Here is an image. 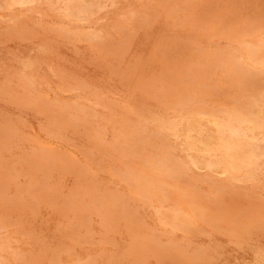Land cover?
<instances>
[{
  "label": "rangeland",
  "instance_id": "rangeland-1",
  "mask_svg": "<svg viewBox=\"0 0 264 264\" xmlns=\"http://www.w3.org/2000/svg\"><path fill=\"white\" fill-rule=\"evenodd\" d=\"M6 1L0 0V5H1L0 6V17H1L0 18V25H1L0 26V62H1L0 63V70H1L0 71V203H1L0 204V211H1L0 212V222H1L0 223V228H1L0 229V235H1V237H0V258H2L1 260H4V261L0 260V263L1 264H14V263L15 264H30V263L31 264H54L57 261V263H55V264H68L70 262L72 264H80V263H82V264H85V263L86 264H88V263L89 264H95V263L96 264H102V263L103 264H126V263L127 264H135V263L136 264H163V263L164 264H196V263L197 264H203V262H204V264H205V262L207 261L206 264H212V263L213 264H264V261H263L264 260V239H263L264 238V206H263L264 205V166H263L264 165V144H263L264 143V141H263L264 140V128L261 130L260 128H254L252 125H249L246 123H244L240 126L243 129H245V127H246L245 130L247 132V135L241 136V138H240V141L242 140L241 143L246 144V143L251 141V142L256 144V153H257L256 154V160L254 161L255 163L253 164L252 169H250V170L247 168H243V169H240L238 171L225 172L224 168L222 167L223 165L218 162L221 159H223L222 154H224L223 153L224 150L220 144L221 143V135H219L220 132H219V129H218L217 124H216V122L219 121L220 119L222 120V119L227 117V112L233 111L237 107H239L242 110L246 109V110L250 111L251 113L257 114L259 116L262 115V112H264L263 111V109H264L263 108L264 107L263 106L264 105V95H263L264 94V87H263V85L264 84L258 85V88H257V85H252V84L249 85V84H247V82H245V78H249V74L248 75L243 74V71L244 72L250 71L251 74H253L257 69L264 68L263 67L264 65L262 63L256 62L255 59L252 58L251 54H249L252 49L259 51L260 48H261L260 51L264 53V49H263L264 48V42H263L264 41V30H263V28H264V26H263L264 25V0H250V1L249 0H202V1L201 0H188V1L187 0H183V1H181V0H169V1L168 0H147V1L146 0H142V1H140V0H136V1L135 0H114V1L113 0H103V2H102V0H94L97 3L94 2L93 0H89V1L88 0H70V1L67 0L66 3H65V0H47V1L39 0V3H38V0H18V2H17V0H6ZM57 1H58V3H57ZM52 2L53 3L56 2L57 4L55 3V5H54V4H52ZM73 2L76 3L77 5L76 4L72 5V4H74ZM182 2L183 3L185 2V3L183 4ZM6 3H7V5H6ZM12 3H14L15 5H12ZM82 3H83V5H82ZM174 3H175V5H174ZM257 3H259V4H257ZM50 4H52V5H50ZM97 4H99L100 6ZM185 4H187V5H185ZM42 5H43V7H42ZM63 5H64V8H63ZM78 5H80V6H78ZM154 5H156L157 7L156 6L154 7ZM188 5H191V6L188 7ZM24 6H25V8H23ZM36 6H39V7H36ZM46 6H49V7H46ZM258 6H260V7H258ZM15 7H16V9H15ZM120 7H121V9H120ZM20 8H21V10H20ZM8 9H10L12 12ZM23 9H25V11ZM40 9L42 11H40ZM44 9H46V11ZM122 9L124 11H120ZM171 9H173V10H171ZM32 11H34V12H32ZM48 11H50L49 15H48ZM64 11H66V12H64ZM68 11H69V13H68ZM102 11H104V12H102ZM136 11H137V13H136ZM138 11H140V12H138ZM182 11H185V12L188 11V12L185 13ZM180 12H182V13H180ZM33 13L35 16L33 15ZM45 13H47V14H45ZM91 13H92V15H90ZM103 13H105V15ZM143 13H145V14H143ZM148 13H149V15H148ZM74 14H75V16H74ZM23 15H24V17H23ZM71 15L74 16L75 18H73ZM120 15H122V17H120ZM180 15H182V16H180ZM92 16L95 19H92ZM108 16L111 18L109 19ZM167 16H169V17H167ZM118 17H119V19H118ZM176 17H177V19H176ZM83 18H85V20ZM121 18L123 19V22H122ZM32 19H33V21H32ZM78 19H80V20H78ZM65 20H67V21L69 20V21L67 22ZM88 20H90V21H88ZM100 20H102V21H100ZM103 20L106 22H104ZM164 20H165V23H164ZM169 20H171V22H169ZM58 21H59V23H58ZM10 22H11V24H10ZM34 23H35V25H34ZM140 23H141V25H140ZM166 23H167V25H169V26L171 25V26L170 27L167 26ZM39 24H41V25H39ZM80 24H81V26H80ZM88 24L90 26H88ZM131 24L133 26H131ZM144 24H146V25H144ZM149 24H150V26H149ZM222 24H223V27H222ZM36 25H38V26H36ZM7 26H8V28H7ZM84 26H86V27H84ZM188 26H189V28H187ZM110 27H112V28H110ZM117 28H119V29H117ZM169 28H170V30H169ZM207 28H208V30H207ZM5 29H6V31H5ZM27 29H29V31H27ZM36 29H37V31H36ZM59 29H61V30H59ZM81 29H82V31H81ZM102 29L104 32H102ZM41 30H43V31H41ZM118 30H119V32H118ZM185 30H187V31H185ZM13 31H16V32H13ZM31 31H32V33H31ZM78 31H79L80 35H79ZM84 31H85V33H83ZM115 31L118 33H116ZM168 32H170V33H168ZM172 32H173V35L171 36ZM258 32H259V34H258ZM114 33H116V34H114ZM82 34H84V35H82ZM161 34H164V35H161ZM166 35H168V36H166ZM4 36L7 38V40ZM26 36L29 38H27ZM79 36H81V37L79 38ZM88 36L90 37L89 39H88ZM219 36H221V37H219ZM117 37H119V38H117ZM226 37H227V39H225ZM83 38H84V40H83ZM111 38L113 41L111 40ZM214 38H216V39H214ZM249 38L250 39L252 38V40H250ZM67 39H69V41ZM43 40H46V41H43ZM163 40H165V41H163ZM260 40H262V41H260ZM12 41H13V43H12ZM206 41H208V42H206ZM233 42H235V43H233ZM200 43H202V44H200ZM90 44H91V46H90ZM237 44L239 45L238 47H237ZM45 45H46V47H44ZM105 45H107V46H105ZM206 45H208V46H206ZM68 46H71V47H68ZM231 46H234V47H231ZM257 46L259 49L257 48ZM84 47H85V49H84ZM151 47H153V48H151ZM230 47H231V49H230ZM44 48H46V49H44ZM222 49H224V50H222ZM72 50L74 51L73 53H72ZM92 51H93V53H92ZM134 51H135V53H134ZM187 51L189 53H186ZM219 51L221 53H219ZM55 52L57 54H54ZM137 52H138V54H137ZM239 52H241V54ZM51 53H52V55H51ZM84 53H87V54H84ZM131 53H134L136 55H134V54L132 55ZM224 54H226V55H224ZM26 55H27V57H26ZM56 56L59 60L57 58H55ZM246 57H249V58H246ZM28 58H30V59H28ZM245 58H246V61L244 60ZM18 59H20V60H18ZM33 59H34V61H33ZM40 59H42V60H40ZM84 60H85V62H84ZM157 60H158V62H157ZM23 61H26L25 62L26 64L23 63ZM145 62H147V63H145ZM150 63H151V65H150ZM247 63L249 64V66ZM133 64H136L137 66L133 65ZM230 64H232V65H230ZM12 65H13V67H11ZM30 65H32V66H30ZM140 65H142L143 67ZM157 65H159V66H157ZM237 65H239V67ZM255 65L258 67H256ZM261 65H263V66H261ZM148 66H150V67H148ZM234 66H235V68H234ZM25 67H27V68H25ZM45 67H46V69L48 68V70H46ZM125 67L127 69L129 68V70H127ZM153 67H155V68L153 69ZM196 67H197V69H196ZM28 68H29V71H28ZM138 68H140V69L138 70ZM240 68H242L243 71ZM124 69H126V70H124ZM36 70H38V71H36ZM160 70L162 72H159ZM164 70H166V71H164ZM198 70H200V71H198ZM128 71H130V72H128ZM224 71H226V72H224ZM252 71H253V73H252ZM20 72H21V74H20ZM72 72L74 74H72ZM231 72H232V74H231ZM9 73H11L10 74L11 77H10ZM13 73H14V75H13ZM29 73H31L32 76H30ZM39 73L42 76H40ZM129 73H130V75H129ZM50 74H51V76H50ZM116 75H117V77H116ZM138 75L140 77H138ZM5 76L7 79L5 78ZM66 76H67V78H66ZM221 76H222V78H221ZM230 76L232 77V79ZM35 77H37V78H35ZM49 77L52 79V81ZM160 77H162V78H160ZM179 77H180V79H179ZM239 77L241 79H239ZM30 78H32V79H30ZM157 78H159V79H157ZM174 78H175V80H174ZM211 78H213V79H211ZM243 78H244V80H243ZM12 79H13V81H12ZM105 79H106V81H105ZM132 80L136 83H134V82L132 83ZM218 80H220V81H218ZM75 81H77V82L74 83ZM146 81H147V84H146ZM36 82H37V84H36ZM46 82L48 83V85ZM178 82H179V84H178ZM18 83H20L19 85L21 87L18 85ZM129 83H131V84H129ZM57 84H59L58 86L61 89L57 86ZM72 84H75V85L72 86ZM199 84H201V85H199ZM227 84L229 86H227ZM69 85H71V86L69 87ZM80 85H82V86H80ZM205 85L207 87H205ZM6 86H8L9 88ZM217 86H219V87H217ZM239 86H240V88H239ZM35 87H37V88H35ZM126 87H128V88L126 89ZM177 87H179L180 89ZM28 88H29V90H28ZM31 89H32V91H31ZM239 89L242 91H240ZM139 90L140 91L142 90V91L139 92ZM2 91H4V92H2ZM116 91H117V93H116ZM112 92L114 95L112 94ZM127 92H128V94H127ZM142 92H144V93H142ZM193 92H194V94H193ZM109 93H110V95H109ZM33 94H35V95H33ZM226 94H227V96H226ZM23 95H24V97H23ZM165 95H166V97H165ZM169 95L171 97L173 95V97L171 98ZM197 95H199V96H197ZM212 95L214 97L215 96L216 97L214 98ZM223 95H225V96H223ZM259 95H260V97H259ZM54 96H56V97H54ZM109 96H111V97H109ZM150 96H152L151 99H149ZM25 97H26V99H25ZM141 97L143 99H141ZM206 97H207V99H206ZM63 98H65V99H63ZM90 98H92V99H90ZM110 98H112V99H110ZM34 99H36V100H34ZM82 99H85L84 101L86 103ZM113 99H115V101H113ZM161 99H162V101H161ZM251 99H253V100H251ZM5 100H7V101H5ZM226 100H228V101H226ZM10 101H12V102H10ZM71 101H72V103H71ZM175 101H178V103ZM223 101H224V104L226 106L223 104ZM234 101H236L237 103ZM35 102L37 105L34 104ZM131 102H133V103L131 104ZM194 102H196V103H194ZM227 102H229V104ZM74 103H75V106H73ZM215 103H217V104H215ZM42 104H44V105H42ZM50 104L53 107H51ZM56 104H58V105H56ZM68 104H70V105H68ZM197 104H198V106H197ZM235 104H237L238 106L237 105L234 106ZM102 105H103L104 109L102 108ZM174 105H176V107ZM25 106L27 107L26 109H25ZM153 106H155V107L153 108ZM253 106H255V108ZM16 107L18 109H16ZM35 107H36V109H35ZM137 107H139V108H137ZM156 107H158V109ZM177 107H178V109H177ZM191 107H192V109H191ZM227 107H230V108H227ZM28 108H29V110H28ZM48 108H50V109H48ZM87 108H88V110H87ZM215 108H216V110H215ZM63 109H65V110H63ZM59 110H60V112H59ZM106 110H109V111H107L108 113H106ZM120 110H122V112ZM144 110H145V112H144ZM146 110H147V112H146ZM151 110H153L152 111L153 113L151 112ZM116 111H118V112H116ZM123 111H125V112H123ZM258 111H260V113ZM65 112H67V114ZM75 112H76V114H75ZM143 112L145 113L144 116H143V114H144ZM24 113H26V114H24ZM50 113L52 114L53 117L51 116ZM146 113H148V114H146ZM43 114H45V115H43ZM54 114L55 115L57 114V115L55 116ZM83 114H85V115H83ZM122 115H124V116H122ZM148 115H150V116H148ZM183 115L185 117H187V116L188 117L185 118ZM223 115H225L226 117H224ZM44 116H46L47 119ZM89 116H91L92 118ZM153 116L155 118H152ZM204 116H206V117H204ZM210 117H211V119H210ZM261 117L264 118V113ZM38 118H39V120H38ZM51 118H53V119H51ZM197 118H199V119H197ZM179 119L181 121H179ZM193 119H194V121H193ZM54 120H56V121H54ZM101 120H102V123H101ZM51 121H53V122H51ZM79 121L81 123H79ZM106 121L108 124L109 123L110 124L107 125ZM27 122H30L31 127L29 126V123H27ZM62 122L63 123L65 122V124H63ZM179 122H180V124H179ZM190 123L192 125H190ZM88 124H89V126H88ZM152 124H154V125L152 126ZM208 124H210V125L208 126ZM76 125H78V127ZM124 126H126V127H124ZM55 127H57V128H55ZM60 127H62L61 131H60ZM68 127H70V128L68 129ZM92 127H94L95 130ZM48 128L49 129L51 128V130H49ZM168 128H170V129H168ZM199 128H200V130H199ZM25 129H26V131H25ZM39 129H40V131H39ZM56 129L59 131H57ZM71 129L72 130L74 129V130L72 131ZM107 129L109 130V132ZM110 129H111V131H110ZM116 129H117V132H116ZM126 129H127L128 133L126 132ZM135 129H137L138 131ZM53 130L55 133H53ZM65 130H66V132H65ZM105 130L107 133L105 132ZM174 130H176V131H174ZM190 130H191V132H190ZM48 131H50V132H48ZM141 131L143 132V134ZM161 131H162V133H161ZM185 131H186V133H185ZM257 131H258V134H257ZM26 132L29 135L26 136ZM69 132H70V134H69ZM21 133H22V135H21ZM78 133H79V135H77ZM98 133H100V135ZM154 133H155V135H154ZM174 133H176V134H174ZM43 134H44V136H42ZM45 134H47V135H45ZM63 134H64V137H63ZM251 134H253V135H251ZM73 135H74V137H73ZM164 135H165V138H164ZM183 135H185V136H183ZM18 136L21 138H19ZM34 136H35V138H34ZM118 136H123V137L121 138ZM129 136H130V138H129ZM125 137H126V139H125ZM134 137L136 139H134ZM147 137H149V138H147ZM194 137L196 140L194 139ZM48 138H50V139H48ZM118 138H120V139H118ZM176 138H177V140H176ZM248 138H249V140H247ZM30 139H32V140H30ZM89 139H91V140H89ZM127 139H130V140L127 141ZM141 139H142V141H140ZM165 139H167V140H165ZM186 139H187V141H186ZM252 139H253V141H252ZM49 140H50V142H49ZM135 140H136V142H135ZM258 140H260V141H258ZM44 141L47 143V145ZM66 141L68 144L66 143ZM77 141H78V143H77ZM203 141L206 145L203 143ZM256 141H258V142H256ZM39 142H41V143H39ZM51 142H52V144H51ZM207 142H209V143H207ZM48 143H50V144L48 145ZM117 143H119V144H117ZM132 143H133V145H132ZM147 143H148V147H147ZM200 143L201 144L203 143V144L201 145ZM260 143L262 146L260 145ZM73 144H74V146H73ZM78 144L82 145V146H79ZM122 144H123V146H121ZM207 144L211 148H208ZM29 145L32 146L33 149ZM51 145H53V146H51ZM63 145H65V146H63ZM101 145H103V146H101ZM66 146L68 148H66ZM91 146H93V147H91ZM100 147H102L105 151L103 152V149H101ZM153 147H154V149H153ZM106 148L108 151L106 150ZM112 148H115V149L112 150ZM54 149H55V151H54ZM66 149H68V150H66ZM118 149L120 152L118 151ZM120 149L121 150L123 149V150L121 151ZM196 149H198V150H196ZM44 150H46V151H44ZM80 150L82 153H80ZM124 150H125V152H124ZM31 151H33V152L31 153ZM36 151H37L38 155L35 153ZM48 151H50V152H48ZM158 151L161 153H158ZM188 151H190V152H188ZM59 152H61L62 154ZM74 152H76V153H74ZM115 153H116V155H114ZM121 153H122V155L123 154L124 155L122 156ZM135 153H136V155H135ZM83 155H85V156H83ZM127 155H128V157H127ZM199 155L201 157H199ZM130 156L132 157V159ZM45 157H47V158H45ZM60 158H62V159H60ZM115 158L116 159L118 158L119 161H117L118 159L116 160ZM59 159H60V161H59ZM98 159H100V160H98ZM133 159H135V160H133ZM200 159L202 162L200 161ZM34 160H36V162ZM209 160L214 161V163H212V165H209ZM261 160H263V161H261ZM44 161H47V162H44ZM163 162H165L167 164V166H168L167 168H165L163 166V164H162ZM30 163H31V165H30ZM33 163L36 164V166ZM84 163H86V164H84ZM109 163L111 166L109 165ZM196 163H198V164H196ZM201 163H204V164H201ZM205 163L207 165H205ZM134 164H136V165H134ZM181 164H182V166H181ZM258 164H260V165H258ZM68 165H70V166H68ZM104 165H106V166L104 167ZM29 166L31 168H29ZM78 166H80V167H78ZM109 166L111 167V169L109 168ZM205 166H206V168H205ZM19 167H20V169H19ZM37 167H39V168H37ZM156 167H157V169H156ZM254 167H257V169ZM88 168L91 172L88 170ZM130 168H132V169H130ZM56 169H58V170H56ZM67 169H69V170H67ZM105 169H106V171H105ZM158 169H160V170H158ZM222 169H223V171H222ZM195 170H196V172H195ZM158 171L159 172L161 171L160 174ZM118 172H120V173H118ZM166 172H167V174H166ZM255 172H257V173H255ZM38 173H40V174H38ZM55 173H57V174H55ZM58 173H60L59 174L60 177H58ZM191 173H193V174H191ZM195 173H196V175H199V177L194 175ZM9 174L12 176H10ZM78 174H79V176H77ZM113 174L114 175L116 174V177ZM130 174H131V176H130ZM151 174H153L154 177ZM221 174H223V175H221ZM117 175H118V177H117ZM139 175L141 178L139 177ZM175 175H176V177H174ZM180 175H182V176H180ZM27 176H29V177H27ZM51 176H53V177H51ZM156 176H157V178H156ZM169 176L171 178H169ZM235 176H237V177H235ZM37 177L39 178V180ZM243 177H246V178H243ZM33 178H34V180H33ZM96 178L97 179L99 178L100 181H98ZM100 178H102V179H100ZM119 178L121 180H119ZM134 178H136V179H134ZM164 178L166 179V181L167 180L168 181L166 182ZM175 178H177V179H175ZM151 179H152V181H151ZM23 180H25V181H23ZM116 180H118V181H116ZM159 181H160V183H161V181H163V183H161L162 187H160L161 184L159 183ZM61 182H63V183H61ZM87 182H88V185H87ZM175 182H176V184H174ZM177 182L179 183V185ZM40 183H42L43 186ZM91 183H93V184H91ZM147 183H148V185H147ZM149 183H151V184L149 185ZM170 183L172 186L170 185ZM19 184L20 185L22 184V185L19 186ZM56 184H58V185H56ZM136 184H138L136 187H139L138 189L142 188L143 191H142V189H140V191H138V189L135 187ZM188 184H189V186H188ZM114 185H116L117 187ZM206 185H207V187H206ZM45 186H46V188L47 187L48 188L46 189ZM57 186H58V188H57ZM66 186H67V188H66ZM73 186L75 189L78 187L76 189L77 191L73 188ZM165 186H167V187H165ZM173 186H174V188H173ZM18 187H20V188H18ZM25 187H26V189H25ZM132 187L135 190L132 189ZM192 187H193V189H192ZM194 187H195V189H194ZM32 188H36V190H34ZM119 188H121V189H119ZM213 188H215V189H213ZM29 189L31 192L29 191ZM51 189H53V190H51ZM176 189H177V192L179 189L180 194H179V192L178 193L176 192ZM207 189H209V190L207 191ZM219 189H221V190H219ZM12 190H14V191L12 192ZM41 190H43V191L41 192ZM59 190H60V192H59ZM82 190L85 192H83ZM218 190H219V192H218ZM222 190H224V191H222ZM254 190H256V191H254ZM162 191H167V193L162 192ZM195 191H197L198 193L196 192V194H195ZM28 193H29V195H28ZM50 193H51V195H49ZM81 193H83V194H81ZM145 193H146V195H145ZM148 193L152 195V198ZM89 194H91V195H89ZM104 194L106 195V197L108 196L107 198L109 200L105 197ZM175 194H178V195H175ZM198 194H200L201 196ZM66 195H68V197ZM112 195L115 198H113ZM62 196H64V197H62ZM98 196H100V197H98ZM202 196H204V197H202ZM255 196H257V197H255ZM87 197H89V198L91 197V198L89 199ZM95 197L97 198V200ZM212 197H214V199ZM81 198H83V200ZM118 198H120V200ZM154 198H156V199H154ZM16 199L19 200L20 204L16 203V202H18V200H16ZM87 199H88V201H87ZM139 199H141V201ZM175 199H176V201H175ZM177 199H178V201H177ZM63 200H64V202H63ZM32 201H34V202H32ZM103 201H105V202L103 203ZM155 201L159 202V203H156ZM108 202L111 204V206L109 205ZM171 202H173V203H171ZM2 203L5 205H2ZM7 203H8V206H7ZM22 203L24 204V206ZM73 203H74V205H73ZM75 203H76V205H75ZM88 203H93V204H88ZM98 203H99V205H98ZM114 203H117V204L115 205ZM28 204H30V205H28ZM100 204H101V206H100ZM187 204H190V207ZM256 204H259V205H256ZM71 205L74 207V209ZM95 205L97 206L98 209L96 208ZM113 205H115V206H113ZM117 205H118V207H117ZM150 205H152L154 208ZM194 205H195V208H194ZM210 205H211V207H210ZM43 206L44 207L46 206V207L44 208ZM85 206H86L87 211H90V212H86V209L83 208ZM92 206H94V208ZM41 207L43 208V210ZM80 207H82V208L80 209ZM128 207H131V208L129 209ZM30 208H31V210H30ZM65 208H67V209H65ZM16 209H17V211H16ZM36 209H38V211ZM172 209L173 210L175 209V210L173 211ZM257 209H259V210H257ZM27 210H29V211H27ZM101 210H102V212H101ZM133 210L135 212H133ZM167 210H169V211H167ZM217 210H218V212H217ZM92 211H95L96 214L94 212L92 213ZM97 211H98V213H97ZM124 211H125V213H124ZM140 211L141 212L143 211L144 214L142 213V215H141ZM200 211H203V212H200ZM28 212H30V213H28ZM46 212H47V214H46ZM49 212H51V213H49ZM75 212L77 213L76 214L77 216L74 215ZM105 212L107 215L105 214ZM117 212H118V214H117ZM126 212H127V214H126ZM148 212H149V214H148ZM9 213H11V214H9ZM39 213L42 215L40 216ZM205 213H206V215H205ZM174 214L176 216H177V214H179V215L181 214L180 215L181 219L185 222H183L180 219V217L175 218L176 216ZM78 215H80V216H78ZM159 215H160V218H159ZM167 215H169V216H167ZM197 215H198V217H197ZM240 216H241V219H240ZM69 217H71V218H69ZM72 217H74V218H72ZM77 218H79L80 221ZM84 218L87 220V221L85 220L86 222H84ZM99 218H100V220H99ZM112 218H113V220H112ZM243 218H245V220ZM75 219H77L79 222H77V220H75ZM101 220H103V221H101ZM10 221H12L13 223ZM89 221H91V222H89ZM122 221H123V223H122ZM124 221H125V223H124ZM136 221H138V222L136 223ZM14 222L16 224L17 223L18 224L16 225ZM156 222L158 224H156ZM84 223L86 224V226H84L85 225ZM133 223H134V225H133ZM82 224H84V225H82ZM102 224H104V225H102ZM153 224H154V226H152ZM209 224L211 225V227ZM10 225H12V226L10 227ZM69 225H70V227H69ZM72 225H73V227L74 226L76 227V225H77V227L73 228ZM172 225L176 226V228L172 227ZM80 227H81V229H80ZM184 227H185V229H184ZM84 228H85V231H84ZM161 228H162V230H161ZM172 228H173V230H172ZM7 229H8V231H7ZM143 229H145V230H143ZM150 230H152V231H150ZM250 230H251V232H250ZM60 231H62V232H60ZM64 231L66 233H64ZM180 231H182V232H180ZM200 231L202 232V234L199 233ZM70 232L72 235L70 234ZM93 232L94 233L98 232V233H95V234H97V235H95ZM100 232L101 233L103 232V233L100 235ZM152 233H153V235H152ZM175 233H177V234H175ZM191 233L193 234V236H191L192 235ZM10 234L11 235L14 234L15 236H11ZM18 234L21 236H18ZM86 234H88V235L86 236ZM126 234H127V237H126ZM197 234L198 235L200 234V235L198 236ZM83 235L86 237L91 236L90 237L91 239L88 238V240H87V238L84 237ZM65 236H66V238H65ZM82 236L84 238H81ZM185 237H186V239H185ZM260 237H262V239H260ZM70 238L74 242H72L70 240ZM109 238H111V239L109 240ZM128 238H130V239H128ZM146 238H147V240H146ZM36 239H38V240H36ZM57 239H59V240H57ZM97 239H99V240H97ZM120 239H122V240L124 239L125 241L124 240L122 241ZM150 239L152 242L150 241ZM62 240H63V242H61ZM80 240H81V242H80ZM82 240H83V242H82ZM103 240H104L105 244H104ZM177 240H178V242H177ZM206 240H207V242H206ZM1 241H2V243H1ZM29 241H31L32 243ZM93 241H95V242H93ZM138 241H140V242H138ZM225 241L229 242V244L226 243ZM76 242H77V244H76ZM86 242H87V244H86ZM166 242L169 244H167ZM96 243H97V245H96ZM154 243H156V245L159 247H157ZM163 243H164V245H163ZM183 243H184V245H182ZM110 244L112 245V248H110L111 247ZM165 244L167 247L165 246ZM185 244H186V246H185ZM205 244L207 247L205 246ZM235 245H236V247H234ZM256 245H258V246H256ZM64 246H65V248H64ZM132 246L136 250H134V248H132ZM144 246H145V248H144ZM178 246H180V247H178ZM208 246H209V250H208ZM44 247H45V249H44ZM181 247H182V250H181ZM200 247H201V249H200ZM258 247H259V249H258ZM38 248H40V249H38ZM127 248H130V249H127ZM141 248H143V249H141ZM42 249H43V251H42ZM65 249H66V251H65ZM82 249H84V250L80 251ZM86 249H87V251H86ZM140 249H141V251H140ZM184 249H185V251H184ZM186 249H187V251H186ZM16 250H18V251H16ZM156 250H157V252H156ZM160 250H162V251H160ZM174 250L178 251V253L175 252ZM126 251H128L130 253H128ZM208 251H210V252H208ZM226 251L228 254L226 253ZM9 252H11V253H9ZM63 252H64V254H63ZM75 252H77V253H75ZM91 252H93V254ZM172 252H173V254H172ZM16 253H18V254H16ZM48 253H49V255H48ZM50 253L52 254L51 256H53V258L50 256ZM159 253H160V256H159ZM164 253H166V255ZM204 253H205V255H204ZM6 254L11 255V256H6ZM22 254H23V256H22ZM28 254H29V257H27ZM34 254H35V256H34ZM65 254H66V256H65ZM145 254H146V256H145ZM161 254H163L164 256ZM183 254L186 257L185 256L183 257ZM194 254H196V256ZM208 254H210V255H208ZM54 255L55 256L58 255V256L55 257ZM108 255H111V257ZM175 255H177L178 257H175ZM180 255H181V257H180ZM199 255H201V256H199ZM205 256H206V258H205ZM19 257H21V258H19ZM36 257H38L39 259ZM62 257H63V259H62ZM92 257H93V259H92ZM100 257H103V258H100ZM107 257H109V258H107ZM193 257H194V259H193ZM69 258H70V260H69ZM106 258L108 259L109 262L107 261ZM146 258H147V260H146ZM163 258H165V259H163ZM178 258H179V260H178ZM182 258H184V259H182ZM36 259H38V260H36ZM131 259H132V261H131ZM11 260H13V261H11ZM26 260H28V261H26ZM93 260L94 261L96 260L95 263ZM154 260H156V262H154ZM174 260L176 262H174ZM188 260L191 261L192 263L188 262ZM36 261H37V263H36ZM41 261H43V262H41ZM83 261H84V263H83ZM48 262H50V263H48Z\"/></svg>",
  "mask_w": 264,
  "mask_h": 264
},
{
  "label": "bare ground",
  "instance_id": "bare-ground-1",
  "mask_svg": "<svg viewBox=\"0 0 264 264\" xmlns=\"http://www.w3.org/2000/svg\"><path fill=\"white\" fill-rule=\"evenodd\" d=\"M6 1V0H5ZM45 1H47V0H45ZM66 1L67 0H65V3H66ZM70 1V0H69ZM89 1V0H88ZM94 1V0H93ZM92 1V2H93ZM114 1V0H113ZM136 1V0H135ZM140 1H142V0H140ZM147 1V0H146ZM169 1V0H168ZM181 1H183V0H181ZM188 1V0H187ZM202 1V0H201ZM250 1V0H249ZM7 2V1H6ZM12 2V1H11ZM17 2H18V0H17ZM33 2V1H32ZM37 2V1H36ZM35 2V3H36ZM94 2H96V1H94ZM101 2V1H100ZM102 2H103V0H102ZM125 2V1H124ZM21 3V2H20ZM19 3V4H20ZM34 3V2H33ZM38 3H39V0H38ZM56 3V2H55ZM55 3H53L52 2V4H54L55 5ZM57 3H58V1H57ZM56 3V4H57ZM64 3V2H63ZM62 3V4H63ZM74 3V2H73ZM91 3V2H90ZM97 3V2H96ZM95 3V4H96ZM183 3V2H182ZM185 3V2H184ZM183 3V4H184ZM192 3V2H191ZM195 3V2H194ZM198 3V2H197ZM248 3V2H247ZM52 4H50V5H52ZM76 3H74V4H72V5H75ZM86 4V3H85ZM154 4V3H153ZM152 4V5H153ZM250 4V3H249ZM257 4H259V3H257ZM256 4V5H257ZM5 5V4H4ZM6 5H7V3H6ZM9 5V4H8ZM12 5H15L14 3H12ZM25 5V4H24ZM30 5V4H29ZM33 5V4H32ZM35 5V4H34ZM71 5V4H70ZM71 5V6H72ZM77 5V4H76ZM82 5H83V3H82ZM87 5V4H86ZM97 5H99V4H97ZM107 5V4H106ZM111 5V4H110ZM128 5V4H127ZM131 5V4H130ZM139 5V4H138ZM166 5V4H165ZM174 5H175V3H174ZM185 5H187V4H185ZM1 6V5H0ZM10 6V5H9ZM26 6V5H25ZM25 6L23 7V8H25ZM31 6V5H30ZM78 6H80V5H78ZM89 6V5H88ZM92 6V5H91ZM96 6V5H95ZM100 6V5H99ZM104 6V5H103ZM151 6V5H150ZM156 5H154V7H155ZM189 6H191V5H188V7ZM196 6V5H195ZM255 6V5H254ZM5 7V6H4ZM3 7V8H4ZM36 7H39V6H36ZM41 7V6H40ZM42 7H43V5H42ZM46 7H49V6H46ZM51 7V6H50ZM59 7V6H58ZM82 7V6H81ZM157 7V6H156ZM258 7H260V6H258ZM14 8V7H13ZM32 8V7H31ZM34 8V7H33ZM62 8V7H61ZM63 8H64V5H63ZM62 8V9H63ZM85 8V7H84ZM102 8V7H101ZM110 8V7H109ZM133 8V7H132ZM143 8V7H142ZM163 8V7H162ZM165 8V7H164ZM186 8V7H185ZM192 8V7H191ZM190 8V9H191ZM15 9H16V7H15ZM47 9V8H46ZM46 9H44L45 11H46ZM50 9V8H49ZM76 9V8H75ZM89 9V8H88ZM93 9V8H92ZM99 9V8H98ZM105 9V8H104ZM103 9V10H104ZM120 9H121V7H120ZM126 9V8H125ZM148 9V8H147ZM182 9V8H181ZM5 10V9H4ZM3 10V11H4ZM8 10H10V9H8ZM20 10H21V8H20ZM19 10V11H20ZM24 11H25V9H23ZM36 10V9H35ZM65 10V9H64ZM69 10V9H68ZM130 10V9H129ZM144 10V9H143ZM171 10H173V9H171ZM184 10V9H183ZM187 10V9H186ZM189 10V9H188ZM11 11V10H10ZM9 11V12H10ZM40 11H42L41 9H40ZM53 11V10H52ZM51 11V12H52ZM111 11V10H110ZM120 11H124L123 9L122 10H120ZM163 11V10H162ZM252 11V10H251ZM6 12V11H5ZM12 12V11H11ZM18 12V11H17ZM28 12V11H27ZM32 12H34V11H32ZM38 12V11H37ZM44 12V11H43ZM42 12V13H43ZM49 12L50 11H48V15H49ZM64 12H66V11H64ZM63 12V13H64ZM88 12V11H87ZM92 12V11H91ZM99 12V11H98ZM102 12H104V11H102ZM108 12V11H107ZM138 12H140V11H138ZM143 12V11H142ZM145 12V11H144ZM182 12H185V11H182ZM182 12H180V13H182ZM186 12H188V11H186ZM185 12V13H186ZM22 13V12H21ZM55 13V12H54ZM68 13H69V11H68ZM77 13V12H76ZM89 13V12H88ZM112 13V12H111ZM119 13V12H118ZM136 13H137V11H136ZM161 13V12H160ZM193 13V12H192ZM191 13V14H192ZM256 13V12H255ZM19 14V13H18ZM23 14V13H22ZM31 14V13H30ZM45 14H47V13H45ZM51 14V13H50ZM62 14V13H61ZM72 14V13H71ZM96 14V13H95ZM104 15H105V13H103ZM126 14V13H125ZM134 14V13H133ZM143 14H145V13H143ZM163 14V13H162ZM6 15V14H5ZM12 15V14H11ZM10 15V16H11ZM33 15H34V13H33ZM41 15V14H40ZM60 15V14H59ZM65 15V14H64ZM67 15V14H66ZM89 15V14H88ZM90 15H92V13L90 14ZM128 15V14H127ZM148 15H149V13H148ZM184 15V14H183ZM15 16V15H14ZM32 16V15H31ZM35 16V15H34ZM42 16V15H41ZM72 16V15H71ZM74 16H75V14H74ZM74 16H72L73 18H75ZM119 16V15H118ZM165 16V15H164ZM177 16V15H176ZM180 16H182V15H180ZM13 17V16H12ZM23 17H24V15H23ZM45 17V16H44ZM50 17V16H49ZM71 17V18H72ZM90 17V16H89ZM101 17V16H100ZM109 17V16H108ZM107 17V18H108ZM120 17H122V15H120ZM167 17H169V16H167ZM173 17V16H172ZM175 17V16H174ZM179 17V16H178ZM193 17V16H192ZM253 17V16H252ZM262 17V16H261ZM1 18V17H0ZM11 18V17H10ZM19 18V17H18ZM28 18V17H27ZM30 18V17H29ZM39 18V17H38ZM41 18V17H40ZM46 18V17H45ZM55 18V17H54ZM60 18V17H59ZM70 18V19H71ZM98 18V17H97ZM111 17H109V19H110ZM125 18V17H124ZM134 18V17H133ZM138 18V17H137ZM163 18V17H162ZM185 18V17H184ZM31 19V18H30ZM34 19V18H33ZM33 19H32V21H33ZM48 19V18H47ZM62 19V18H61ZM67 19V18H66ZM69 19V20H70ZM81 19V18H80ZM80 19H78V20H80ZM84 20H85V18H83ZM88 19V18H87ZM92 19H95V18H93V16H92ZM118 19H119V17H118ZM122 19V18H121ZM128 19V18H127ZM151 19V18H150ZM165 19V18H164ZM176 19H177V17H176ZM13 20V19H12ZM16 20V19H15ZM50 20V19H49ZM54 20V19H53ZM56 20V19H55ZM68 20V21H69ZM82 20V19H81ZM172 20V19H171ZM171 20H169V22H171ZM255 20V19H254ZM29 21V20H28ZM61 21V20H60ZM65 21H67V20H65ZM67 21V22H68ZM88 21H90V20H88ZM100 21H102V20H100ZM104 21V20H103ZM127 21V20H126ZM129 21V20H128ZM152 21V20H151ZM161 21V20H160ZM167 21V20H166ZM249 21V20H248ZM256 21V20H255ZM7 22V21H6ZM35 22V21H34ZM47 22V21H46ZM74 22V21H73ZM72 22V23H73ZM98 22V21H97ZM104 22H106V21H104ZM117 22V21H116ZM122 22H123V19H122ZM130 22V21H129ZM158 22V21H157ZM162 22V21H161ZM179 22V21H178ZM177 22V23H178ZM250 22V21H249ZM32 23V22H31ZM36 23V22H35ZM35 23H34V25H35ZM54 23V22H53ZM58 23H59V21H58ZM61 23V22H60ZM88 23V22H87ZM126 23V22H125ZM134 23V22H133ZM137 23V22H136ZM153 23V22H152ZM164 23H165V20H164ZM185 23V22H184ZM247 23V22H246ZM5 24V23H4ZM9 24V23H8ZM10 24H11V22H10ZM14 24V23H13ZM38 24V23H37ZM44 24V23H43ZM83 24V23H82ZM100 24V23H99ZM175 24V23H174ZM238 24V23H237ZM249 24V23H248ZM254 24V23H253ZM28 25V24H27ZM39 25H41V24H39ZM74 25V24H73ZM86 25V24H85ZM112 25V24H111ZM140 25H141V23H140ZM144 25H146V24H144ZM166 25H167V23H166ZM242 25V24H241ZM256 25V24H255ZM263 25V24H262ZM1 26V25H0ZM33 26V25H32ZM36 26H38V25H36ZM35 26V27H36ZM46 26V25H45ZM48 26V25H47ZM79 26V25H78ZM77 26V27H78ZM80 26H81V24H80ZM79 26V27H80ZM88 26H90L89 24H88ZM101 26V25H100ZM99 26V27H100ZM115 26V25H114ZM118 26V25H117ZM122 26V25H121ZM131 26H133L132 24H131ZM149 26H150V24H149ZM167 26H169V25H167ZM166 26V27H167ZM171 26V25H170ZM169 26V27H170ZM183 26V25H182ZM204 26V25H203ZM215 26V25H214ZM264 26V25H263ZM10 27V26H9ZM40 27V26H39ZM71 27V26H70ZM74 27V26H73ZM84 27H86V26H84ZM92 27V26H91ZM105 27V26H104ZM130 27V26H129ZM146 27V26H145ZM222 27H223V24H222ZM229 27V26H228ZM243 27V26H242ZM253 27V26H252ZM7 28H8V26H7ZM11 28V27H10ZM34 28V27H33ZM48 28V27H47ZM110 28H112V27H110ZM136 28V27H135ZM173 28V27H172ZM184 28V27H183ZM182 28V29H183ZM187 28H189V26L187 27ZM230 28V27H229ZM256 28V27H255ZM260 28V27H259ZM39 29V28H38ZM41 29V28H40ZM46 29V28H45ZM44 29V30H45ZM68 29V28H67ZM108 29V28H107ZM117 29H119V28H117ZM137 29V28H136ZM181 29V30H182ZM14 30V29H13ZM48 30V29H47ZM46 30V31H47ZM50 30V29H49ZM58 30V29H57ZM59 30H61V29H59ZM87 30V29H86ZM91 30V29H90ZM110 30V29H109ZM143 30V29H142ZM168 30V29H167ZM166 30V31H167ZM169 30H170V28H169ZM176 30V29H175ZM174 30V31H175ZM206 30V29H205ZM207 30H208V28H207ZM216 30V29H215ZM263 30H264V28H263ZM5 31H6V29H5ZM26 31V30H25ZM27 31H29V29H27ZM36 31H37V29H36ZM41 31H43V30H41ZM64 31V30H63ZM72 31V30H71ZM81 31H82V29H81ZM95 31V30H94ZM93 31V32H94ZM185 31H187V30H185ZM222 31V30H221ZM8 32V31H7ZM13 32H16V31H13ZM66 32V31H65ZM102 32H104L103 31V29H102ZM114 32V31H113ZM116 32V31H115ZM118 32H119V30H118ZM118 32H116V33H118ZM124 32V31H123ZM163 32V31H162ZM176 32V31H175ZM181 32V31H180ZM209 32V31H208ZM253 32V31H252ZM262 32V31H261ZM31 33H32V31H31ZM60 33V32H59ZM78 33H79V31H78ZM83 33H85V31L83 32ZM111 33V32H110ZM116 33H114V34H116ZM164 33V32H163ZM168 33H170V32H168ZM179 33V32H178ZM214 33V32H213ZM229 33V32H228ZM49 34V33H48ZM76 34V33H75ZM96 34V33H95ZM102 34V33H101ZM106 34V33H105ZM104 34V35H105ZM113 34V33H112ZM111 34V35H112ZM258 34H259V32H258ZM10 35V34H9ZM17 35V34H16ZM67 35V34H66ZM79 35H80V33H79ZM82 35H84V34H82ZM88 35V34H87ZM99 35V34H98ZM124 35V34H123ZM157 35V34H156ZM161 35H164V34H161ZM169 35V34H168ZM168 35H166V36H168ZM173 35V32H172V34H171V36ZM178 35V34H177ZM181 35V34H180ZM186 35V34H185ZM184 35V36H185ZM191 35V34H190ZM228 35V34H227ZM250 35V34H249ZM8 36V35H7ZM40 36V35H39ZM38 36V37H39ZM47 36V35H46ZM49 36V35H48ZM69 36V35H68ZM92 36V35H91ZM118 36V35H117ZM158 36V35H157ZM176 36V35H175ZM5 37V36H4ZM20 37V36H19ZM27 37V36H26ZM42 37V36H41ZM59 37V36H58ZM63 37V36H62ZM81 36H79V38H80ZM94 37V36H93ZM101 37V36H100ZM103 37V36H102ZM116 37V36H115ZM121 37V36H120ZM148 37V36H147ZM163 37V36H162ZM198 37V36H197ZM201 37V36H200ZM204 37V36H203ZM219 37H221V36H219ZM6 38V37H5ZM16 38V37H15ZM14 38V39H15ZM22 38V37H21ZM27 38H29V37H27ZM50 38V37H49ZM54 38V37H53ZM61 38V37H60ZM68 38V37H67ZM90 37L88 36V39H89ZM107 38V37H106ZM117 38H119V37H117ZM154 38V37H153ZM180 38V37H179ZM182 38V37H181ZM186 38V37H185ZM189 38V37H188ZM206 38V37H205ZM217 38V37H216ZM216 38H214V39H216ZM224 38V37H223ZM236 38V37H235ZM248 38V37H247ZM18 39V38H17ZM38 39V38H37ZM46 39V38H45ZM64 39V38H63ZM87 39V40H88ZM94 39V38H93ZM130 39V38H129ZM133 39V38H132ZM167 39V38H166ZM171 39V38H170ZM207 39V38H206ZM213 39V40H214ZM225 39H227V37L225 38ZM243 39V38H242ZM246 39V38H245ZM250 39V38H249ZM6 40H7V38H6ZM20 40V39H19ZM48 40V39H47ZM68 41H69V39H67ZM81 40V39H80ZM83 40H84V38H83ZM111 40H112V38H111ZM174 40V39H173ZM250 40H252V38L250 39ZM255 40V39H254ZM3 41V40H2ZM11 41V40H10ZM9 41V42H10ZM39 41V40H38ZM43 41H46V40H43ZM42 41V42H43ZM55 41V40H54ZM106 41V40H105ZM104 41V42H105ZM113 41V40H112ZM163 41H165V40H163ZM171 41V40H170ZM205 41V40H204ZM216 41V40H215ZM220 41V40H219ZM260 41H262V40H260ZM40 42V41H39ZM60 42V41H59ZM71 42V41H70ZM74 42V41H73ZM85 42V41H84ZM89 42V41H88ZM96 42V41H95ZM108 42V41H107ZM129 42V41H128ZM206 42H208V41H206ZM205 42V43H206ZM232 42V41H231ZM250 42V41H249ZM264 42V41H263ZM12 43H13V41H12ZM38 43V42H37ZM46 43V42H45ZM62 43V42H61ZM66 43V42H65ZM83 43V42H82ZM101 43V42H100ZM157 43V42H156ZM166 43V42H165ZM193 43V42H192ZM217 43V42H216ZM226 43V42H225ZM233 43H235V42H233ZM237 43V42H236ZM243 43V42H242ZM261 43V42H260ZM35 44V43H34ZM55 44V43H54ZM57 44V43H56ZM75 44V43H74ZM99 44V43H98ZM102 44V43H101ZM150 44V43H149ZM155 44V43H154ZM188 44V43H187ZM190 44V43H189ZM195 44V43H194ZM200 44H202V43H200ZM232 44V43H231ZM244 44V43H243ZM62 45V44H61ZM73 45V44H72ZM83 45V44H82ZM104 45V44H103ZM171 45V44H170ZM252 45V44H251ZM250 45V46H251ZM37 46V45H36ZM35 46V47H36ZM40 46V45H39ZM84 46V45H83ZM89 46V45H88ZM90 46H91V44H90ZM105 46H107V45H105ZM156 46V45H155ZM177 46V45H176ZM206 46H208V45H206ZM235 46V45H234ZM234 46H231V47H234ZM239 45L237 44V47H238ZM253 46V45H252ZM44 47H46V45L44 46ZM68 47H71V46H68ZM86 47V46H85ZM85 47H84V49H85ZM95 47V46H94ZM100 47V46H99ZM150 47V46H149ZM213 47V46H212ZM231 47H230V49H231ZM254 47V46H253ZM261 47V46H260ZM151 48H153V47H151ZM200 48V47H199ZM225 48V47H224ZM242 48V47H241ZM257 48H258V46H257ZM44 49H46V48H44ZM70 49V48H69ZM68 49V50H69ZM74 49V48H73ZM78 49V48H77ZM90 49V48H89ZM88 49V50H89ZM94 49V48H93ZM226 49V48H225ZM236 49V48H235ZM248 49V48H247ZM246 49V50H247ZM259 49V48H258ZM261 49V48H260ZM260 49H259V51H257V50H251L250 51V53L249 54H251V56H252V58L253 59H255V61L256 62H258V63H262L263 65H264V53L263 52H261L260 51ZM264 49V48H263ZM12 50V49H11ZM55 50V49H54ZM71 50V49H70ZM75 50V49H74ZM87 50V51H88ZM197 50V49H196ZM209 50V49H208ZM222 50H224V49H222ZM241 50V49H240ZM243 50V49H242ZM245 50V49H244ZM190 51V50H189ZM235 51V50H234ZM237 51V50H236ZM248 51V50H247ZM11 52V51H10ZM9 52V53H10ZM31 52V51H30ZM33 52V51H32ZM39 52V51H38ZM37 52V53H38ZM50 52V51H49ZM59 52V51H58ZM74 51L72 50V53H73ZM85 52V51H84ZM91 52V51H90ZM141 52V51H140ZM226 52V51H225ZM233 52V51H232ZM238 52V51H237ZM236 52V53H237ZM245 52V51H244ZM41 53V52H40ZM82 53V52H81ZM92 53H93V51H92ZM134 53H135V51H134ZM134 53H131L132 55L134 54ZM147 53V52H146ZM145 53V54H146ZM186 53H189L188 51L186 52ZM194 53V52H193ZM216 53V52H215ZM219 53H221L220 51H219ZM240 54H241V52H239ZM248 53V52H247ZM19 54V53H18ZM26 54V53H25ZM44 54V53H43ZM54 54H57L56 52L54 53ZM61 54V53H60ZM76 54V53H75ZM80 54V53H79ZM84 54H87V53H84ZM130 54V53H129ZM137 54H138V52H137ZM140 54V53H139ZM238 54V53H237ZM239 54V55H240ZM246 54V53H245ZM7 55V54H6ZM28 55V54H27ZM27 55H26V57H27ZM30 55V54H29ZM48 55V54H47ZM51 55H52V53H51ZM134 55H136V54H134ZM144 55V54H143ZM196 55V54H195ZM224 55H226V54H224ZM31 56V55H30ZM45 56V55H44ZM55 56V55H54ZM82 56V55H81ZM88 56V55H87ZM197 56V55H196ZM16 57V56H15ZM36 57V56H35ZM86 57V56H85ZM84 57V58H85ZM134 57V56H133ZM132 57V58H133ZM142 57V56H141ZM145 57V56H144ZM241 57V56H240ZM14 58V57H13ZM18 58V57H17ZM41 58V57H40ZM44 58V57H43ZM47 58V57H46ZM53 58V57H52ZM55 58H57V56L55 57ZM83 58V59H84ZM189 58V57H188ZM214 58V57H213ZM242 58V57H241ZM246 58H249V57H246ZM246 58L244 59L245 61H246ZM28 59H30V58H28ZM32 59V58H31ZM58 59V58H57ZM130 59V58H129ZM136 59V58H135ZM157 59V58H156ZM211 59V58H210ZM251 59V58H250ZM249 59V60H250ZM18 60H20V59H18ZM17 60V61H18ZM26 60V59H25ZM40 60H42V59H40ZM59 60V59H58ZM86 60V59H85ZM85 60H84V62H85ZM178 60V59H177ZM194 60V59H193ZM204 60V59H203ZM242 60V59H241ZM248 60V59H247ZM29 61V60H28ZM33 61H34V59H33ZM57 61V60H56ZM138 61V60H137ZM141 61V60H140ZM145 61V60H144ZM226 61V60H225ZM228 61V60H227ZM244 61V62H245ZM252 61V60H251ZM254 61V62H255ZM22 62V61H21ZM20 62V63H21ZM26 61H23V63H25ZM32 62V61H31ZM30 62V63H31ZM126 62V61H125ZM148 62V61H147ZM147 62H145V63H147ZM152 62V61H151ZM157 62H158V60H157ZM215 62V61H214ZM233 62V61H232ZM248 62V61H247ZM253 62V61H252ZM1 63V62H0ZM29 63V62H28ZM47 63V62H46ZM87 63V62H86ZM128 63V62H127ZM134 63V62H133ZM176 63V62H175ZM230 63V62H229ZM249 63V62H248ZM247 63V64H248ZM12 64V63H11ZM26 64V63H25ZM51 64V63H50ZM88 64V63H87ZM130 64V63H129ZM185 64V63H184ZM8 65V64H7ZM6 65V66H7ZM29 65V64H28ZM55 65V64H54ZM132 65V64H131ZM133 65H136V64H133ZM144 65V64H143ZM150 65H151V63H150ZM155 65V64H154ZM190 65V64H189ZM205 65V64H204ZM228 65V64H227ZM230 65H232V64H230ZM234 65V64H233ZM263 65H261V66H263ZM25 66V65H24ZM30 66H32V65H30ZM36 66V65H35ZM56 66V65H55ZM137 66V65H136ZM140 66H142V65H140ZM156 66V65H155ZM157 66H159V65H157ZM199 66V65H198ZM208 66V65H207ZM213 66V65H212ZM238 67H239V65H237ZM248 66H249V64H248ZM252 66V65H251ZM256 66V65H255ZM2 67V66H1ZM11 67H13V65L11 66ZM143 67V66H142ZM148 67H150V66H148ZM161 67V66H160ZM195 67V66H194ZM218 67V66H217ZM221 67V66H220ZM228 67V66H227ZM242 67V66H241ZM256 67H258V66H256ZM264 67V66H263ZM25 68H27V67H25ZM39 68V67H38ZM126 68V67H125ZM147 68V67H146ZM152 68V67H151ZM155 67H153V69H154ZM187 68V67H186ZM199 68V67H198ZM230 68V67H229ZM234 68H235V66H234ZM237 68V67H236ZM249 68V67H248ZM13 69V68H12ZM40 69V68H39ZM45 69H46V67H45ZM44 69V70H45ZM53 69V68H52ZM60 69V68H59ZM62 69V68H61ZM127 69V68H126ZM126 69H124V70H126ZM134 69V68H133ZM136 69V68H135ZM140 68H138V70H139ZM158 69V68H157ZM196 69H197V67H196ZM206 69V68H205ZM221 69V68H220ZM241 70H242V68H240ZM244 69V68H243ZM250 69V68H249ZM33 70V69H32ZM46 70H48V68L46 69ZM127 70H129V68L127 69ZM143 70V69H142ZM224 70V69H223ZM245 70V69H244ZM251 70V69H250ZM1 71V70H0ZM16 71V70H15ZM14 71V72H15ZM28 71H29V68H28ZM36 71H38V70H36ZM102 71V70H101ZM104 71V70H103ZM135 71V70H134ZM154 71V70H153ZM164 71H166V70H164ZM198 71H200V70H198ZM237 71V70H236ZM243 71V70H242ZM241 71V72H242ZM6 72V71H5ZM48 72V71H47ZM54 72V71H53ZM60 72V71H59ZM64 72V71H63ZM128 72H130V71H128ZM137 72V71H136ZM135 72V73H136ZM156 72V71H155ZM159 72H162L161 70L159 71ZM207 72V71H206ZM215 72V71H214ZM224 72H226V71H224ZM23 73V72H22ZM34 73V72H33ZM36 73V72H35ZM138 73V72H137ZM140 73V72H139ZM182 73V72H181ZM191 73V72H190ZM252 73H253V71H252ZM11 73H9V75H10ZM19 74V73H18ZM20 74H21V72H20ZM30 74V76H32L31 75V73H29ZM46 74V73H45ZM60 74V73H59ZM72 74H74L73 72H72ZM104 74V73H103ZM106 74V73H105ZM133 74V73H132ZM161 74V73H160ZM207 74V73H206ZM209 74V73H208ZM226 74V73H225ZM231 74H232V72H231ZM237 74V73H236ZM243 74L244 75H248L249 74V78H245V82H247V84H252V85H257V88H258V85H263L264 84V68H261V69H257L253 74H251V72L250 71H247V72H244L243 71ZM13 75H14V73H13ZM24 75V74H23ZM39 75H40V73H39ZM44 75V74H43ZM76 75V74H75ZM129 75H130V73H129ZM144 75V74H143ZM189 75V74H188ZM202 75V74H201ZM212 75V74H211ZM239 75V74H238ZM8 76V75H7ZM22 76V75H21ZM35 76V75H34ZM38 76V75H37ZM40 76H42V75H40ZM47 76V75H46ZM50 76H51V74H50ZM60 76V75H59ZM149 76V75H148ZM165 76V75H164ZM184 76V75H183ZM196 76V75H195ZM243 76V75H242ZM10 77H11V75H10ZM62 77V76H61ZM78 77V76H77ZM81 77V76H80ZM112 77V76H111ZM110 77V78H111ZM116 77H117V75H116ZM136 77V76H135ZM138 77H140L139 75H138ZM153 77V76H152ZM155 77V76H154ZM181 77V76H180ZM180 77H179V79H180ZM209 77V76H208ZM214 77V76H213ZM226 77V76H225ZM231 77V76H230ZM244 77V76H243ZM5 78H6V76H5ZM27 78V77H26ZM35 78H37V77H35ZM44 78V77H43ZM50 78V77H49ZM66 78H67V76H66ZM65 78V79H66ZM131 78V77H130ZM160 78H162V77H160ZM173 78V77H172ZM217 78V77H216ZM221 78H222V76H221ZM2 79V78H1ZM7 79V78H6ZM21 79V78H20ZM30 79H32V78H30ZM51 79V78H50ZM113 79V78H112ZM135 79V78H134ZM157 79H159V78H157ZM170 79V78H169ZM189 79V78H188ZM196 79V78H195ZM194 79V80H195ZM211 79H213V78H211ZM231 79H232V77H231ZM239 79H241L240 77H239ZM17 80V79H16ZM25 80V79H24ZM49 80V79H48ZM62 80V79H61ZM70 80V79H69ZM114 80V79H113ZM117 80V79H116ZM136 80V79H135ZM141 80V79H140ZM139 80V81H140ZM174 80H175V78H174ZM190 80V79H189ZM199 80V79H198ZM224 80V79H223ZM243 80H244V78H243ZM12 81H13V79H12ZM41 81V80H40ZM50 81V80H49ZM51 81H52V79H51ZM57 81V80H56ZM60 81V80H59ZM74 81V80H73ZM105 81H106V79H105ZM111 81V80H110ZM109 81V82H110ZM127 81V80H126ZM130 81V80H129ZM149 81V80H148ZM153 81V80H152ZM179 81V80H178ZM187 81V80H186ZM196 81V80H195ZM216 81V80H215ZM218 81H220V80H218ZM239 81V80H238ZM21 82V81H20ZM42 82V81H41ZM72 82V81H71ZM77 81H75L74 83H76ZM80 82V81H79ZM86 82V81H85ZM104 82V81H103ZM134 81L132 80V83H133ZM141 82V81H140ZM191 82V81H190ZM232 82V81H231ZM242 82V81H241ZM17 83V82H16ZM47 83V82H46ZM89 83V82H88ZM101 83V82H100ZM113 83V82H112ZM118 83V82H117ZM127 83V82H126ZM134 83H136V82H134ZM185 83V82H184ZM208 83V82H207ZM8 84V83H7ZM13 84V83H12ZM20 83H18V85H19ZM29 84V83H28ZM34 84V83H33ZM36 84H37V82H36ZM45 84V83H44ZM63 84V83H62ZM90 84V83H89ZM129 84H131V83H129ZM146 84H147V81H146ZM151 84V83H150ZM149 84V85H150ZM178 84H179V82H178ZM192 84V83H191ZM220 84V83H219ZM224 84V83H223ZM2 85V84H1ZM6 85V84H5ZM23 85V84H22ZM26 85V84H25ZM47 85H48V83H47ZM59 84H57V86H58ZM73 85H75V84H72V86ZM78 85V84H77ZM145 85V84H144ZM161 85V84H160ZM181 85V84H180ZM199 85H201V84H199ZM3 86V85H2ZM17 86V85H16ZM20 86V85H19ZM28 86V85H27ZM42 86V85H41ZM56 86V87H57ZM71 85H69V87H70ZM79 86V85H78ZM80 86H82V85H80ZM140 86V85H139ZM138 86V87H139ZM173 86V85H172ZM177 86V85H176ZM197 86V85H196ZM195 86V87H196ZM213 86V85H212ZM227 86H229L228 84H227ZM236 86V85H235ZM243 86V85H242ZM6 87H8V86H6ZM21 87V86H20ZM31 87V86H30ZM38 87V86H37ZM37 87H35V88H37ZM55 87V88H56ZM59 87V86H58ZM75 87V86H74ZM120 87V86H119ZM134 87V86H133ZM148 87V86H147ZM157 87V86H156ZM205 87H207L206 85H205ZM217 87H219V86H217ZM263 87H264V85H263ZM9 88V87H8ZM7 88V89H8ZM11 88V87H10ZM27 88V87H26ZM44 88V87H43ZM47 88V87H46ZM60 88V87H59ZM81 88V87H80ZM92 88V87H91ZM94 88V87H93ZM125 88V87H124ZM128 87H126V89H127ZM161 88V87H160ZM177 88H179V87H177ZM198 88V87H197ZM200 88V87H199ZM214 88V87H213ZM239 88H240V86H239ZM254 88V87H253ZM252 88V89H253ZM260 88V87H259ZM6 89V90H7ZM14 89V88H13ZM23 89V88H22ZM57 89V88H56ZM61 89V88H60ZM59 89V90H60ZM77 89V88H76ZM122 89V88H121ZM134 89V88H133ZM138 89V88H137ZM146 89V88H145ZM150 89V88H149ZM156 89V88H155ZM166 89V88H165ZM180 89V88H179ZM187 89V88H186ZM215 89V88H214ZM251 89V90H252ZM11 90V89H10ZM28 90H29V88H28ZM43 90V89H42ZM58 90V91H59ZM65 90V89H64ZM100 90V89H99ZM131 90V89H130ZM147 90V89H146ZM152 90V89H151ZM188 90V89H187ZM190 90V89H189ZM222 90V89H221ZM240 90V89H239ZM248 90V89H247ZM9 91V90H8ZM13 91V90H12ZM31 91H32V89H31ZM41 91V90H40ZM62 91V90H61ZM70 91V90H69ZM81 91V90H80ZM105 91V90H104ZM107 91V90H106ZM114 91V90H113ZM122 91V90H121ZM142 91V90H141ZM140 90H139V92H141ZM203 91V90H202ZM219 91V90H218ZM224 91V90H223ZM237 91V90H236ZM240 91H242V90H240ZM249 91V90H248ZM255 91V90H254ZM2 92H4V91H2ZM19 92V91H18ZM27 92V91H26ZM35 92V91H34ZM91 92V91H90ZM89 92V93H90ZM93 92V91H92ZM147 92V91H146ZM145 92V93H146ZM153 92V91H152ZM159 92V91H158ZM170 92V91H169ZM199 92V91H198ZM209 92V91H208ZM213 92V91H212ZM211 92V93H212ZM217 92V91H216ZM23 93V92H22ZM28 93V92H27ZM36 93V92H35ZM43 93V92H42ZM51 93V92H50ZM49 93V94H50ZM62 93V92H61ZM95 93V92H94ZM99 93V92H98ZM102 93V92H101ZM116 93H117V91H116ZM142 93H144V92H142ZM192 93V92H191ZM227 93V92H226ZM230 93V92H229ZM247 93V92H246ZM15 94V93H14ZM72 94V93H71ZM75 94V93H74ZM84 94V93H83ZM88 94V93H87ZM112 94H113V92H112ZM127 94H128V92H127ZM126 94V95H127ZM147 94V93H146ZM155 94V93H154ZM193 94H194V92H193ZM198 94V93H197ZM259 94V93H258ZM7 95V94H6ZM17 95V94H16ZM33 95H35V94H33ZM32 95V96H33ZM48 95V94H47ZM93 95V94H92ZM109 95H110V93H109ZM114 95V94H113ZM141 95V94H140ZM150 95V94H149ZM160 95V94H159ZM177 95V94H176ZM215 95V94H214ZM220 95V94H219ZM230 95V94H229ZM238 95V94H237ZM264 95V94H263ZM51 96V95H50ZM62 96V95H61ZM60 96V97H61ZM90 96V95H89ZM124 96V95H123ZM137 96V95H136ZM146 96V95H145ZM148 96V95H147ZM161 96V95H160ZM170 96V95H169ZM185 96V95H184ZM195 96V95H194ZM197 96H199V95H197ZM206 96V95H205ZM213 96V95H212ZM223 96H225V95H223ZM226 96H227V94H226ZM3 97V96H2ZM19 97V96H18ZM23 97H24V95H23ZM28 97V96H27ZM36 97V96H35ZM52 97V96H51ZM54 97H56V96H54ZM109 97H111V96H109ZM151 97L152 96H150V98L149 99H151ZM165 97H166V95H165ZM171 97V96H170ZM172 97H173V95H172ZM171 97V98H172ZM210 97V96H209ZM214 97V96H213ZM216 97V96H215ZM214 97V98H215ZM259 97H260V95H259ZM6 98V97H5ZM12 98V97H11ZM33 98V97H32ZM95 98V97H94ZM105 98V97H104ZM124 98V97H123ZM148 98V97H147ZM146 98V99H147ZM155 98V97H154ZM181 98V97H180ZM184 98V97H183ZM222 98V97H221ZM25 99H26V97H25ZM46 99V98H45ZM52 99V98H51ZM59 99V98H58ZM63 99H65V98H63ZM90 99H92V98H90ZM96 99V98H95ZM110 99H112V98H110ZM125 99V98H124ZM128 99V98H127ZM141 99H143L142 97H141ZM178 99V98H177ZM185 99V98H184ZM206 99H207V97H206ZM213 99V98H212ZM231 99V98H230ZM237 99V98H236ZM3 100V99H2ZM16 100V99H15ZM34 100H36V99H34ZM53 100V99H52ZM69 100V99H68ZM67 100V101H68ZM71 100V99H70ZM83 101L85 100V99H82ZM131 100V99H130ZM160 100V99H159ZM165 100V99H164ZM167 100V99H166ZM246 100V99H245ZM251 100H253V99H251ZM5 101H7V100H5ZM4 101V102H5ZM9 101V100H8ZM17 101V100H16ZM40 101V100H39ZM42 101V100H41ZM66 101V100H65ZM113 101H115V99H113ZM156 101V100H155ZM161 101H162V99H161ZM170 101V100H169ZM191 101V100H190ZM226 101H228V100H226ZM232 101V100H231ZM248 101V100H247ZM10 102H12V101H10ZM56 102V101H55ZM82 102V101H81ZM85 102V101H84ZM108 102V101H107ZM130 102V101H129ZM134 102V101H133ZM133 102H131V104L133 103ZM137 102V101H136ZM140 102V101H139ZM175 102H177L178 103V101H175ZM187 102V101H186ZM234 102H236V101H234ZM17 103V102H16ZM15 103V104H16ZM71 103H72V101H71ZM86 103V102H85ZM90 103V102H89ZM94 103V102H93ZM109 103V102H108ZM116 103V102H115ZM127 103V102H126ZM142 103V102H141ZM164 103V102H163ZM194 103H196V102H194ZM199 103V102H198ZM214 103V102H213ZM228 104H229V102H227ZM232 103V102H231ZM237 103V102H236ZM250 103V102H249ZM30 104V103H29ZM34 104H36V102L34 103ZM55 104V103H54ZM102 104V103H101ZM215 104H217V103H215ZM214 104V105H215ZM223 104H224V101H223ZM4 105V104H3ZM9 105V104H8ZM22 105V104H21ZM37 105V104H36ZM42 105H44V104H42ZM56 105H58V104H56ZM68 105H70V104H68ZM88 105V104H87ZM96 105V104H95ZM123 105V104H122ZM127 105V104H126ZM137 105V104H136ZM142 105V104H141ZM156 105V104H155ZM185 105V104H184ZM225 105V104H224ZM237 104H235L234 106H236ZM243 105V104H242ZM28 106V105H27ZM40 106V105H39ZM50 106H51V104H50ZM65 106V105H64ZM73 106H75V103H74V105ZM79 106V105H78ZM99 106V105H98ZM115 106V105H114ZM143 106V105H142ZM149 106V105H148ZM158 106V105H157ZM160 106V105H159ZM169 106V105H168ZM172 106V105H171ZM175 107H176V105H174ZM181 106V105H180ZM197 106H198V104H197ZM226 106V105H225ZM238 106V105H237ZM264 106V105H263ZM21 107V106H20ZM24 107V106H23ZM30 107V106H29ZM51 107H53V106H51ZM56 107V106H55ZM58 107V106H57ZM85 107V106H84ZM111 107V106H110ZM136 107V106H135ZM140 107V106H139ZM139 107H137V108H139ZM155 106H153V108H154ZM164 107V106H163ZM183 107V106H182ZM186 107V106H185ZM210 107V106H209ZM231 107V106H230ZM230 107H227V108H230ZM254 108H255V106H253ZM258 107V106H257ZM260 107V106H259ZM5 108V107H4ZM27 107L25 106V109H26ZM60 108V107H59ZM70 108V107H69ZM73 108V107H72ZM79 108V107H78ZM101 108V107H100ZM102 108H103V105H102ZM113 108V107H112ZM119 108V107H118ZM142 108V107H141ZM146 108V107H145ZM157 109H158V107H156ZM235 108V107H234ZM264 108V107H263ZM16 109H18L17 107H16ZM35 109H36V107H35ZM39 109V108H38ZM46 109V108H45ZM48 109H50V108H48ZM55 109V108H54ZM75 109V108H74ZM97 109V108H96ZM104 109V108H103ZM109 109V108H108ZM121 109V108H120ZM123 109V108H122ZM172 109V108H171ZM177 109H178V107H177ZM186 109V108H185ZM191 109H192V107H191ZM222 109V108H221ZM225 109V108H224ZM28 110H29V108H28ZM31 110V109H30ZM47 110V109H46ZM58 110V109H57ZM63 110H65V109H63ZM69 110V109H68ZM87 110H88V108H87ZM127 110V109H126ZM170 110V109H169ZM187 110V109H186ZM215 110H216V108H215ZM231 110V109H230ZM256 110V109H255ZM259 110V109H258ZM55 111V110H54ZM79 111V110H78ZM77 111V112H78ZM101 111V110H100ZM107 111H109V110H106V113H108ZM121 112H122V110H120ZM153 110H151V112H152ZM160 111V110H159ZM163 111V110H162ZM183 111V110H182ZM181 111V112H182ZM189 111V110H188ZM208 111V110H207ZM262 111V110H261ZM263 111H264V109H263ZM34 112V111H33ZM59 112H60V110H59ZM80 112V111H79ZM88 112V111H87ZM116 112H118V111H116ZM123 112H125V111H123ZM129 112V111H128ZM144 112H145V110H144ZM143 112V113H144ZM146 112H147V110H146ZM158 112V111H157ZM156 112V113H157ZM170 112V111H169ZM190 112V111H189ZM259 113H260V111H258ZM66 114H67V112H65ZM69 113V112H68ZM90 113V112H89ZM94 113V112H93ZM92 113V114H93ZM153 113V112H152ZM166 113V112H165ZM180 113V112H179ZM196 113V112H195ZM204 113V112H203ZM218 113V112H217ZM220 113V112H219ZM263 113L264 112H262V115H263ZM19 114V113H18ZM24 114H26V113H24ZM38 114V113H37ZM51 114V113H50ZM61 114V113H60ZM63 114V113H62ZM73 114V113H72ZM75 114H76V112H75ZM74 114V115H75ZM80 114V113H79ZM126 114V113H125ZM129 114V113H128ZM141 114V113H140ZM146 114H148V113H146ZM162 114V113H161ZM193 114V113H192ZM222 114V113H221ZM30 115V114H29ZM43 115H45V114H43ZM42 115V116H43ZM55 115V114H54ZM57 115V114H56ZM55 115V116H56ZM81 115V114H80ZM83 115H85V114H83ZM87 115V114H86ZM95 115V114H94ZM133 115V114H132ZM145 115V113L143 114V116ZM166 115V114H165ZM164 115V116H165ZM173 115V114H172ZM180 115V114H179ZM262 115H257V114H254V113H251L250 111H248V110H246V109H244V110H242V109H240L239 107H237L235 110H233V111H230V112H227V117L225 116V115H223L224 117H226V118H224V119H220L219 121H217L216 122V124H217V127H218V129H219V132H220V134L219 135H221V146H222V148H223V153L224 154H222L223 155V159H221L220 161H218L219 163H221L222 165V167L224 168V171L225 172H232V171H238V170H240V169H243V168H247V169H252V166H253V164L255 163L254 161L256 160V144L255 143H253V142H248V143H246V144H242L241 143V141H240V138H241V136H244V135H247V132H246V127H245V129H243L242 127H240L242 124H244V123H246V124H249V125H252L254 128H260L261 130L264 128V118L263 117H261ZM50 116V115H49ZM51 116H52V114H51ZM60 116V115H59ZM67 116V115H66ZM73 116V115H72ZM78 116V115H77ZM100 116V115H99ZM110 116V115H109ZM122 116H124V115H122ZM128 116V115H127ZM135 116V115H134ZM147 116V115H146ZM148 116H150V115H148ZM178 116V115H177ZM184 116V115H183ZM46 119H47V117L46 116H44ZM53 117V116H52ZM58 117V116H57ZM62 117V116H61ZM89 117H91V116H89ZM130 117V116H129ZM171 117V116H170ZM182 117V116H181ZM185 117V116H184ZM188 117V116H187ZM187 117H185V118H187ZM200 117V116H199ZM202 117V116H201ZM204 117H206V116H204ZM212 117V116H211ZM211 117H210V119H211ZM50 118V117H49ZM69 118V117H68ZM71 118V117H70ZM77 118V117H76ZM92 118V117H91ZM90 118V119H91ZM107 118V117H106ZM115 118V117H114ZM119 118V117H118ZM135 118V117H134ZM152 118H155L154 116L152 117ZM179 118V117H178ZM45 119V120H46ZM51 119H53V118H51ZM61 119V118H60ZM142 119V118H141ZM167 119V118H166ZM197 119H199V118H197ZM202 119V118H201ZM218 119V118H217ZM36 120V119H35ZM38 120H39V118H38ZM67 120V119H66ZM88 120V119H87ZM106 120V119H105ZM134 120V119H133ZM196 120V119H195ZM206 120V119H205ZM41 121V120H40ZM39 121V122H40ZM44 121V120H43ZM48 121V120H47ZM54 121H56V120H54ZM61 121V120H60ZM63 121V120H62ZM76 121V120H75ZM78 121V120H77ZM97 121V120H96ZM115 121V120H114ZM171 121V120H170ZM179 121H181L180 119H179ZM183 121V120H182ZM193 121H194V119H193ZM50 122V121H49ZM51 122H53V121H51ZM58 122V121H57ZM72 122V121H71ZM90 122V121H89ZM88 122V123H89ZM92 122V121H91ZM105 122V121H104ZM117 122V121H116ZM160 122V121H159ZM174 122V121H173ZM187 122V121H186ZM185 122V123H186ZM27 123H29V126H30V122H27ZM63 123V122H62ZM67 123V122H66ZM73 123V122H72ZM79 123H81L80 121H79ZM101 123H102V120H101ZM106 123H107V121H106ZM114 123V122H113ZM118 123V122H117ZM121 123V122H120ZM128 123V122H127ZM215 123V122H214ZM63 124H65V122L63 123ZM62 124V125H63ZM76 124V123H75ZM95 124V123H94ZM110 124V123H109ZM108 123H107V125H109ZM112 124V123H111ZM165 124V123H164ZM175 124V123H174ZM179 124H180V122H179ZM178 124V125H179ZM194 124V123H193ZM213 124V123H212ZM40 125V124H39ZM43 125V124H42ZM84 125V124H83ZM93 125V124H92ZM96 125V124H95ZM127 125V124H126ZM154 124H152V126H153ZM190 125H192L191 123H190ZM200 125V124H199ZM210 124H208V126H209ZM214 125V124H213ZM23 126V125H22ZM64 126V125H63ZM70 126V125H69ZM77 127H78V125H76ZM88 126H89V124H88ZM91 126V125H90ZM94 126V125H93ZM98 126V125H97ZM103 126V125H102ZM117 126V125H116ZM119 126V125H118ZM151 126V127H152ZM186 126V125H185ZM189 126V125H188ZM246 126V125H245ZM24 127V126H23ZM31 127V126H30ZM48 127V126H47ZM66 127V126H65ZM72 127V126H71ZM100 127V126H99ZM124 127H126V126H124ZM252 127V128H253ZM38 128V127H37ZM43 128V127H42ZM55 128H57V127H55ZM61 128L62 127H60V131H61ZM67 128V127H66ZM70 127H68V129H69ZM76 128V127H75ZM83 128V127H82ZM92 128H94V127H92ZM108 128V127H107ZM159 128V127H158ZM19 129V128H18ZM23 129V128H22ZM46 129V128H45ZM49 129V128H48ZM59 129V128H58ZM100 129V128H99ZM105 129V128H104ZM156 129V128H155ZM165 129V128H164ZM168 129H170V128H168ZM181 129V128H180ZM187 129V128H186ZM192 129V128H191ZM217 129V128H216ZM42 130V129H41ZM49 130H51V128L49 129ZM57 130V129H56ZM72 130V129H71ZM70 130V131H71ZM74 130V129H73ZM72 130V131H73ZM79 130V129H78ZM82 130V129H81ZM94 130H95V128H94ZM108 130V129H107ZM135 130H137V129H135ZM196 130V129H195ZM199 130H200V128H199ZM22 131V130H21ZM25 131H26V129H25ZM31 131V130H30ZM39 131H40V129H39ZM43 131V130H42ZM41 131V132H42ZM57 131H59V130H57ZM71 131V132H72ZM84 131V130H83ZM110 131H111V129H110ZM113 131V130H112ZM138 131V130H137ZM165 131V130H164ZM169 131V130H168ZM174 131H176V130H174ZM19 132V131H18ZM23 132V131H22ZM37 132V131H36ZM47 132V131H46ZM48 132H50V131H48ZM65 132H66V130H65ZM81 132V131H80ZM105 132H106V130H105ZM108 132H109V130H108ZM116 132H117V129H116ZM119 132V131H118ZM121 132V131H120ZM126 132H127V129H126ZM142 132V131H141ZM151 132V131H150ZM160 132V131H159ZM166 132V131H165ZM172 132V131H171ZM181 132V131H180ZM190 132H191V130H190ZM200 132V131H199ZM214 132V131H213ZM251 132V131H250ZM53 133H55L54 132V130H53ZM85 133V132H84ZM88 133V132H87ZM92 133V132H91ZM107 133V132H106ZM114 133V132H113ZM128 133V132H127ZM161 133H162V131H161ZM179 133V132H178ZM185 133H186V131H185ZM208 133V132H207ZM260 133V132H259ZM69 134H70V132H69ZM75 134V133H74ZM86 134V133H85ZM84 134V135H85ZM99 135H100V133H98ZM142 134H143V132H142ZM170 134V133H169ZM174 134H176V133H174ZM257 134H258V131H257ZM262 134V133H261ZM21 135H22V133H21ZM24 135V134H23ZM27 135H29L27 132H26V136ZM34 135V134H33ZM41 135V134H40ZM45 135H47V134H45ZM72 135V134H71ZM77 135H79V133L77 134ZM106 135V134H105ZM118 135V134H117ZM120 135V134H119ZM122 135V134H121ZM154 135H155V133H154ZM158 135V134H157ZM161 135V134H160ZM166 135V134H165ZM165 135H164V138H165ZM251 135H253V134H251ZM255 135V134H254ZM42 136H44V134L42 135ZM67 136V135H66ZM81 136V135H80ZM96 136V135H95ZM103 136V135H102ZM114 136V135H113ZM131 136V135H130ZM130 136H129V138H130ZM138 136V135H137ZM175 136V135H174ZM183 136H185V135H183ZM189 136V135H188ZM187 136V137H188ZM218 136V135H217ZM19 137V136H18ZM25 137V136H24ZM58 137V136H57ZM63 137H64V134H63ZM73 137H74V135H73ZM77 137V136H76ZM89 137V136H88ZM92 137V136H91ZM109 137V136H108ZM118 137H123V136H118ZM132 137V136H131ZM155 137V136H154ZM163 137V136H162ZM173 137V136H172ZM197 137V136H196ZM19 138H21V137H19ZM28 138V137H27ZM26 138V139H27ZM34 138H35V136H34ZM40 138V137H39ZM51 138V137H50ZM50 138H48V139H50ZM68 138V137H67ZM72 138V137H71ZM79 138V137H78ZM133 138V137H132ZM139 138V137H138ZM147 138H149V137H147ZM42 139V138H41ZM44 139V138H43ZM54 139V138H53ZM63 139V138H62ZM74 139V138H73ZM80 139V138H79ZM82 139V138H81ZM94 139V138H93ZM109 139V138H108ZM118 139H120V138H118ZM125 139H126V137H125ZM134 139H136L135 137H134ZM145 139V138H144ZM151 139V138H150ZM159 139V138H158ZM169 139V138H168ZM173 139V138H172ZM182 139V138H181ZM194 139H195V137H194ZM30 140H32V139H30ZM29 140V141H30ZM35 140V139H34ZM60 140V139H59ZM68 140V139H67ZM87 140V139H86ZM89 140H91V139H89ZM102 140V139H101ZM107 140V139H106ZM122 140V139H121ZM130 139H127V141H129ZM157 140V139H156ZM165 140H167V139H165ZM176 140H177V138H176ZM185 140V139H184ZM183 140V141H184ZM193 140V139H192ZM196 140V139H195ZM194 140V141H195ZM217 140V139H216ZM247 140H249V138L247 139ZM28 141V140H27ZM53 141V140H52ZM62 141V140H61ZM60 141V142H61ZM98 141V140H97ZM140 141H142V139L140 140ZM175 141V140H174ZM181 141V140H180ZM182 141V142H183ZM186 141H187V139H186ZM200 141V140H199ZM207 141V140H206ZM252 141H253V139H252ZM258 141H260V140H258ZM258 141H256V142H258ZM264 141V140H263ZM262 141V142H263ZM34 142V141H33ZM45 142V141H44ZM49 142H50V140H49ZM72 142V141H71ZM70 142V143H71ZM124 142V141H123ZM135 142H136V140H135ZM153 142V141H152ZM173 142V141H172ZM196 142V141H195ZM38 143V142H37ZM39 143H41V142H39ZM46 143V142H45ZM63 143V142H62ZM66 143H67V141H66ZM75 143V142H74ZM77 143H78V141H77ZM88 143V142H87ZM94 143V142H93ZM108 143V142H107ZM114 143V142H113ZM122 143V142H121ZM142 143V142H141ZM140 143V144H141ZM184 143V142H183ZM187 143V142H186ZM191 143V142H190ZM194 143V142H193ZM203 143H204V141H203ZM202 143V144H203ZM207 143H209V142H207ZM216 143V142H215ZM29 144V143H28ZM50 143H48V145H49ZM51 144H52V142H51ZM59 144V143H58ZM68 144V143H67ZM66 144V145H67ZM81 144V143H80ZM110 144V143H109ZM117 144H119V143H117ZM129 144V143H128ZM143 144V143H142ZM153 144V143H152ZM164 144V143H163ZM192 144V143H191ZM190 144V145H191ZM196 144V143H195ZM201 144V143H200ZM201 144V145H202ZM205 144V143H204ZM211 144V143H210ZM264 144V143H263ZM46 145H47V143H46ZM79 145V144H78ZM84 145V144H83ZM90 145V144H89ZM88 145V146H89ZM94 145V144H93ZM112 145V144H111ZM131 145V144H130ZM132 145H133V143H132ZM186 145V144H185ZM206 145V144H205ZM218 145V144H217ZM260 145H261V143H260ZM30 146V145H29ZM51 146H53V145H51ZM63 146H65V145H63ZM73 146H74V144H73ZM79 146H82V145H79ZM86 146V145H85ZM101 146H103V145H101ZM106 146V145H105ZM121 146H123V144L121 145ZM125 146V145H124ZM165 146V145H164ZM183 146V145H182ZM189 146V145H188ZM207 146H208V144H207ZM219 146V145H218ZM220 146V147H221ZM262 146V145H261ZM260 146V147H261ZM31 148H32V146H30ZM29 147V148H30ZM61 147V146H60ZM76 147V146H75ZM91 147H93V146H91ZM99 147V146H98ZM109 147V146H108ZM146 147V146H145ZM147 147H148V143H147ZM151 147V146H150ZM166 147V146H165ZM164 147V148H165ZM175 147V146H174ZM181 147V146H180ZM200 147V146H199ZM213 147V146H212ZM216 147V146H215ZM28 148V149H29ZM66 148H68L67 146H66ZM73 148V147H72ZM78 148V147H77ZM82 148V147H81ZM95 148V147H94ZM101 149H103L102 147H100ZM156 148V147H155ZM179 148V147H178ZM177 148V149H178ZM182 148V147H181ZM191 148V147H190ZM206 148V147H205ZM208 148H211V147H209L208 146ZM207 148V149H208ZM217 148V147H216ZM33 149V148H32ZM96 149V148H95ZM113 149H115V148H112V150ZM125 149V148H124ZM148 149V148H147ZM153 149H154V147H153ZM152 149V150H153ZM187 149V148H186ZM57 150V149H56ZM60 150V149H59ZM66 150H68V149H66ZM86 150V149H85ZM98 150V149H97ZM106 150H107V148H106ZM121 150V149H120ZM123 150V149H122ZM121 150V151H122ZM138 150V149H137ZM170 150V149H169ZM184 150V149H183ZM188 150V149H187ZM191 150V149H190ZM195 150V149H194ZM193 150V151H194ZM196 150H198V149H196ZM200 150V149H199ZM220 150V149H219ZM258 150V149H257ZM42 151V150H41ZM44 151H46V150H44ZM52 151V150H51ZM54 151H55V149H54ZM70 151V150H69ZM105 150L103 149V152H104ZM108 151V150H107ZM110 151V150H109ZM118 151H119V149H118ZM130 151V150H129ZM139 151V150H138ZM208 151V150H207ZM33 151H31V153H32ZM48 152H50V151H48ZM79 152V151H78ZM85 152V151H84ZM96 152V151H95ZM120 152V151H119ZM124 152H125V150H124ZM127 152V151H126ZM148 152V151H147ZM183 152V151H182ZM185 152V151H184ZM188 152H190V151H188ZM200 152V151H199ZM198 152V153H199ZM213 152V151H212ZM36 154H37V151L35 152ZM56 153V152H55ZM59 153H61V152H59ZM74 153H76V152H74ZM80 153H82L81 152V150H80ZM90 153V152H89ZM88 153V154H89ZM94 153V152H93ZM123 153V152H122ZM122 153H121V155H122ZM129 153V152H128ZM137 153V152H136ZM136 153H135V155H136ZM158 153H161V152H159L158 151ZM179 153V152H178ZM214 153V152H213ZM222 153V152H221ZM259 153V152H258ZM261 153V152H260ZM53 154V153H52ZM62 154V153H61ZM91 154V153H90ZM109 154V153H108ZM148 154V153H147ZM201 154V153H200ZM208 154V153H207ZM38 155V154H37ZM36 155V156H37ZM49 155V154H48ZM60 155V154H59ZM87 155V154H86ZM94 155V154H93ZM100 155V154H99ZM114 155H116V153L114 154ZM120 155V156H121ZM124 155V154H123ZM122 155V156H123ZM130 155V154H129ZM146 155V154H145ZM162 155V154H161ZM185 155V154H184ZM204 155V154H203ZM211 155V154H210ZM44 156V155H43ZM57 156V155H56ZM69 156V155H68ZM67 156V157H68ZM83 156H85V155H83ZM82 156V157H83ZM110 156V155H109ZM188 156V155H187ZM186 156V157H187ZM209 156V155H208ZM28 157V156H27ZM35 157V156H34ZM59 157V156H58ZM75 157V156H74ZM102 157V156H101ZM105 157V156H104ZM113 157V156H112ZM127 157H128V155H127ZM131 157V156H130ZM141 157V156H140ZM144 157V156H143ZM170 157V156H169ZM184 157V156H183ZM199 157H201L200 155H199ZM212 157V156H211ZM214 157V156H213ZM45 158H47V157H45ZM73 158V157H72ZM78 158V157H77ZM80 158V157H79ZM108 158V157H107ZM215 158V157H214ZM28 159V158H27ZM32 159V158H31ZM42 159V158H41ZM60 159H62V158H60ZM60 159H59V161H60ZM106 159V158H105ZM109 159V158H108ZM116 159V158H115ZM118 159V158H117ZM116 159V160H117ZM131 159H132V157H131ZM137 159V158H136ZM43 160V159H42ZM47 160V159H46ZM69 160V159H68ZM80 160V159H79ZM93 160V159H92ZM98 160H100V159H98ZM111 160V159H110ZM133 160H135V159H133ZM199 160V159H198ZM213 160V159H212ZM215 160V159H214ZM35 162H36V160H34ZM89 161V160H88ZM107 161V160H106ZM117 161H119V159L117 160ZM116 161V162H117ZM139 161V160H138ZM191 161V160H190ZM200 161H201V159H200ZM261 161H263V160H261ZM44 162H47V161H44ZM64 162V161H63ZM62 162V163H63ZM91 162V161H90ZM100 162V161H99ZM105 162V161H104ZM166 162V161H165ZM165 162H163L162 164H163V166L165 167V168H167L168 166H167V162L165 163ZM175 162V161H174ZM180 162V161H179ZM178 162V163H179ZM195 162V161H194ZM197 162V161H196ZM202 162V161H201ZM205 162V161H204ZM216 162V161H215ZM20 163V162H19ZM18 163V164H19ZM50 163V162H49ZM106 163V162H105ZM113 163V162H112ZM111 163V164H112ZM132 163V162H131ZM150 163V162H149ZM159 163V162H158ZM170 163V162H169ZM177 163V164H178ZM181 163V162H180ZM179 163V164H180ZM212 163H214V161H211V160H209V165H212ZM263 163V162H262ZM23 164V163H22ZM34 164V163H33ZM55 164V163H54ZM73 164V163H72ZM81 164V163H80ZM84 164H86V163H84ZM108 164V163H107ZM106 164V165H107ZM122 164V163H121ZM133 164V163H132ZM142 164V163H141ZM175 164V163H174ZM178 164V165H179ZM193 164V163H192ZM196 164H198V163H196ZM201 164H204V163H201ZM261 164V163H260ZM260 164H258V165H260ZM27 165V164H26ZM30 165H31V163H30ZM35 166H36V164H34ZM76 165V164H75ZM78 165V164H77ZM102 165V164H101ZM106 165H104V167L106 166ZM109 165H110V163H109ZM134 165H136V164H134ZM138 165V164H137ZM144 165V164H143ZM149 165V164H148ZM151 165V164H150ZM171 165V164H170ZM194 165V164H193ZM205 165H207L206 163H205ZM262 165V164H261ZM20 166V165H19ZM45 166V165H44ZM53 166V165H52ZM63 166V165H62ZM67 166V165H66ZM68 166H70V165H68ZM111 166V165H110ZM109 166V168L111 169V167ZM156 166V165H155ZM181 166H182V164H181ZM204 166V165H203ZM218 166V165H217ZM255 166V165H254ZM264 166V165H263ZM25 167V166H24ZM41 167V166H40ZM50 167V166H49ZM48 167V168H49ZM78 167H80V166H78ZM98 167V166H97ZM131 167V166H130ZM192 167V166H191ZM190 167V168H191ZM199 167V166H198ZM208 167V166H207ZM18 168V167H17ZM23 168V167H22ZM29 168H31L30 166H29ZM37 168H39V167H37ZM42 168V167H41ZM61 168V167H60ZM85 168V167H84ZM101 168V167H100ZM115 168V167H114ZM126 168V167H125ZM139 168V167H138ZM143 168V167H142ZM161 168V167H160ZM171 168V167H170ZM175 168V167H174ZM193 168V167H192ZM205 168H206V166H205ZM220 168V167H219ZM254 168H256L257 169V167H254ZM19 169H20V167H19ZM25 169V168H24ZM70 169V168H69ZM69 169H67V170H69ZM76 169V168H75ZM98 169V168H97ZM130 169H132V168H130ZM145 169V168H144ZM156 169H157V167H156ZM262 169V168H261ZM36 170V169H35ZM42 170V169H41ZM44 170V169H43ZM52 170V169H51ZM55 170V169H54ZM56 170H58V169H56ZM65 170V169H64ZM66 170V171H67ZM79 170V169H78ZM88 170H89V168H88ZM116 170V169H115ZM127 170V169H126ZM151 170V169H150ZM158 170H160V169H158ZM193 170V169H192ZM32 171V170H31ZM53 171V170H52ZM81 171V170H80ZM90 171V170H89ZM105 171H106V169H105ZM140 171V170H139ZM177 171V170H176ZM189 171V170H188ZM194 171V170H193ZM198 171V170H197ZM201 171V170H200ZM214 171V170H213ZM218 171V170H217ZM222 171H223V169H222ZM247 171V170H246ZM261 171V170H260ZM37 172V171H36ZM82 172V171H81ZM80 172V173H81ZM91 172V171H90ZM95 172V171H94ZM112 172V171H111ZM115 172V171H114ZM113 172V173H114ZM121 172V171H120ZM120 172H118V173H120ZM134 172V171H133ZM159 172V171H158ZM161 172V171H160ZM160 172H159V174H160ZM170 172V171H169ZM195 172H196V170H195ZM215 172V171H214ZM67 173V172H66ZM65 173V174H66ZM77 173V172H76ZM108 173V172H107ZM122 173V172H121ZM148 173V172H147ZM152 173V172H151ZM163 173V172H162ZM200 173V172H199ZM205 173V172H204ZM216 173V172H215ZM243 173V172H242ZM255 173H257V172H255ZM7 174V173H6ZM29 174V173H28ZM33 174V173H32ZM38 174H40V173H38ZM47 174V173H46ZM55 174H57V173H55ZM59 174L60 173H58V177H60L59 176ZM100 174V173H99ZM112 174V173H111ZM150 174V173H149ZM166 174H167V172H166ZM172 174V173H171ZM191 174H193V173H191ZM235 174V173H234ZM262 174V173H261ZM10 175V174H9ZM26 175V174H25ZM101 175V174H100ZM103 175V174H102ZM106 175V174H105ZM114 175V174H113ZM122 175V174H121ZM151 175H153V174H151ZM194 175H196V173L194 174ZM203 175V174H202ZM216 175V174H215ZM221 175H223V174H221ZM229 175V174H228ZM233 175V174H232ZM236 175V174H235ZM247 175V174H246ZM10 176H12V175H10ZM35 176V175H34ZM56 176V175H55ZM63 176V175H62ZM77 176H79V174L77 175ZM92 176V175H91ZM99 176V175H98ZM108 176V175H107ZM115 177H116V174L114 175ZM130 176H131V174H130ZM165 176V175H164ZM178 176V175H177ZM180 176H182V175H180ZM196 176H198L199 177V175H196ZM195 176V177H196ZM226 176V175H225ZM234 176V175H233ZM27 177H29V176H27ZM51 177H53V176H51ZM64 177V176H63ZM76 177V176H75ZM101 177V176H100ZM117 177H118V175H117ZM133 177V176H132ZM138 177V176H137ZM139 177H140V175H139ZM145 177V176H144ZM153 177H154V175H153ZM166 177V176H165ZM174 177H176V175L174 176ZM187 177V176H186ZM213 177V176H212ZM229 177V176H228ZM235 177H237V176H235ZM263 177V176H262ZM261 177V178H262ZM38 178V177H37ZM71 178V177H70ZM80 178V177H79ZM88 178V177H87ZM104 178V177H103ZM109 178V177H108ZM113 178V177H112ZM111 178V179H112ZM141 178V177H140ZM152 178V177H151ZM156 178H157V176H156ZM155 178V179H156ZM169 178H171L170 176H169ZM189 178V177H188ZM216 178V177H215ZM243 178H246V177H243ZM256 178V177H255ZM25 179V178H24ZM94 179V178H93ZM97 179V178H96ZM100 179H102V178H100ZM105 179V178H104ZM118 179V178H117ZM128 179V178H127ZM134 179H136V178H134ZM143 179V178H142ZM150 179V178H149ZM153 179V178H152ZM152 179H151V181H152ZM165 179V178H164ZM173 179V178H172ZM175 179H177V178H175ZM195 179V178H194ZM203 179V178H202ZM33 180H34V178H33ZM38 180H39V178H38ZM42 180V179H41ZM64 180V179H63ZM98 181H100L99 180V178L97 179ZM108 180V179H107ZM119 180H121L120 178H119ZM219 180V179H218ZM230 180V179H229ZM239 180V179H238ZM23 181H25V180H23ZM22 181V182H23ZM30 181V180H29ZM37 181V180H36ZM71 181V180H70ZM77 181V180H76ZM85 181V180H84ZM91 181V180H90ZM89 181V182H90ZM97 181V182H98ZM116 181H118V180H116ZM139 181V180H138ZM165 181H166V179H165ZM168 181V180H167ZM166 181V182H167ZM177 181V180H176ZM187 181V180H186ZM202 181V180H201ZM231 181V180H230ZM245 181V180H244ZM251 181V180H250ZM28 182V181H27ZM34 182V181H33ZM53 182V181H52ZM51 182V183H52ZM69 182V181H68ZM73 182V181H72ZM156 182V181H155ZM180 182V181H179ZM183 182V181H182ZM196 182V181H195ZM203 182V181H202ZM247 182V181H246ZM252 182V181H251ZM256 182V181H255ZM32 183V182H31ZM49 183V182H48ZM56 183V182H55ZM61 183H63V182H61ZM81 183V182H80ZM84 183V182H83ZM86 183V182H85ZM104 183V182H103ZM115 183V182H114ZM119 183V182H118ZM117 183V184H118ZM125 183V182H124ZM140 183V182H139ZM159 183H160V181H159ZM161 183H163V181H161ZM160 183V184H161ZM169 183V182H168ZM178 183V182H177ZM184 183V182H183ZM190 183V182H189ZM193 183V182H192ZM198 183V182H197ZM196 183V184H197ZM217 183V182H216ZM253 183V182H252ZM40 184H42V183H40ZM54 184V183H53ZM91 184H93V183H91ZM102 184V183H101ZM100 184V185H101ZM123 184V183H122ZM132 184V183H131ZM151 183H149V185H150ZM154 184V183H153ZM173 184V183H172ZM174 184H176V182L174 183ZM203 184V183H202ZM205 184V183H204ZM211 184V183H210ZM240 184V183H239ZM22 185V184H21ZM20 184H19V186H21ZM31 185V184H30ZM33 185V184H32ZM51 185V184H50ZM49 185V186H50ZM56 185H58V184H56ZM87 185H88V182H87ZM106 185V184H105ZM126 185V184H125ZM138 184H136L135 185V187L137 186ZM147 185H148V183H147ZM164 185V184H163ZM170 185H171V183H170ZM178 185H179V183H178ZM247 185V184H246ZM42 186H43V184H42ZM53 186V185H52ZM79 186V185H78ZM93 186V185H92ZM91 186V187H92ZM102 186V185H101ZM114 186H116V185H114ZM127 186V185H126ZM131 186V185H130ZM134 186V185H133ZM157 186V185H156ZM159 186V185H158ZM172 186V185H171ZM176 186V185H175ZM188 186H189V184H188ZM30 187V186H29ZM64 187V186H63ZM80 187V186H79ZM94 187V186H93ZM117 187V186H116ZM145 187V186H144ZM150 187V186H149ZM154 187V186H153ZM160 187H162V184L160 185ZM165 187H167V186H165ZM164 187V188H165ZM206 187H207V185H206ZM212 187V186H211ZM18 188H20V187H18ZM28 188V187H27ZM38 188V187H37ZM45 188H46V186H45ZM48 188V187H47ZM46 188V189H47ZM51 188V187H50ZM57 188H58V186H57ZM66 188H67V186H66ZM69 188V187H68ZM73 188H74V186H73ZM78 188V187H77ZM76 188V189H77ZM83 188V187H82ZM90 188V187H89ZM88 188V189H89ZM95 188V187H94ZM123 188V187H122ZM137 189L139 188V187H136ZM151 188V187H150ZM156 188V187H155ZM163 188V189H164ZM169 188V187H168ZM173 188H174V186H173ZM179 188V187H178ZM218 188V187H217ZM25 189H26V187H25ZM32 189H34V190H36V188H32ZM43 189V188H42ZM75 189V188H74ZM75 189V190H76ZM84 189V188H83ZM119 189H121V188H119ZM132 189H134L133 187H132ZM131 189V190H132ZM140 189H142V188H140ZM140 189H138V191H140ZM152 189V188H151ZM166 189V188H165ZM191 189V188H190ZM192 189H193V187H192ZM194 189H195V187H194ZM198 189V188H197ZM201 189V188H200ZM213 189H215V188H213ZM15 190V189H14ZM14 190H12V192L14 191ZM20 190V189H19ZM51 190H53V189H51ZM72 190V189H71ZM85 190V189H84ZM128 190V189H127ZM135 190V189H134ZM161 190V189H160ZM209 189H207V191H208ZM219 190H221V189H219ZM219 190H218V192H219ZM227 190V189H226ZM17 191V190H16ZM29 191H30V189H29ZM43 190H41V192H42ZM66 191V190H65ZM77 191V190H76ZM83 191V190H82ZM92 191V190H91ZM109 191V190H108ZM111 191V190H110ZM133 191V190H132ZM131 191V192H132ZM142 191H143V189H142ZM154 191V190H153ZM194 191V190H193ZM206 191V190H205ZM215 191V190H214ZM222 191H224V190H222ZM241 191V190H240ZM254 191H256V190H254ZM18 192V191H17ZM22 192V191H21ZM31 192V191H30ZM52 192V191H51ZM57 192V191H56ZM59 192H60V190H59ZM63 192V191H62ZM61 192V193H62ZM83 192H85V191H83ZM137 192V191H136ZM157 192V191H156ZM162 192H165V193H167V191H162ZM161 192V193H162ZM176 192H177V189H176ZM178 192H179V189H178ZM177 192V193H178ZM196 192L197 191H195V194H196ZM242 192V191H241ZM260 192V191H259ZM37 193V192H36ZM45 193V192H44ZM55 193V192H54ZM78 193V192H77ZM96 193V192H95ZM98 193V192H97ZM103 193V192H102ZM169 193V192H168ZM191 193V192H190ZM198 193V192H197ZM16 194V193H15ZM64 194V193H63ZM80 194V193H79ZM81 194H83V193H81ZM101 194V193H100ZM108 194V193H107ZM110 194V193H109ZM149 194V193H148ZM163 194V193H162ZM179 194H180V192H179ZM193 194V193H192ZM28 195H29V193H28ZM49 195H51V193L49 194ZM85 195V194H84ZM89 195H91V194H89ZM94 195V194H93ZM92 195V196H93ZM105 195V194H104ZM115 195V194H114ZM120 195V194H119ZM145 195H146V193H145ZM150 196H151V198H152V195L151 194H149ZM161 195V194H160ZM175 195H178V194H175ZM174 195V196H175ZM186 195V194H185ZM194 195V194H193ZM198 195H200V194H198ZM207 195V194H206ZM233 195V194H232ZM48 196V195H47ZM65 196V195H64ZM64 196H62V197H64ZM67 197H68V195H66ZM78 196V195H77ZM101 196V195H100ZM100 196H98V197H100ZM113 196V195H112ZM171 196V195H170ZM180 196V195H179ZM201 196V195H200ZM261 196V195H260ZM21 197V196H20ZM31 197V196H30ZM60 197V196H59ZM79 197V196H78ZM105 197H106V195H105ZM108 197V196H107ZM106 197V198H107ZM131 197V196H130ZM156 197V196H155ZM166 197V196H165ZM202 197H204V196H202ZM207 197V196H206ZM255 197H257V196H255ZM23 198V197H22ZM72 198V197H71ZM87 198H89V197H87ZM91 198V197H90ZM89 198V199H90ZM93 198V197H92ZM96 198V197H95ZM111 198V197H110ZM113 198H115L114 196H113ZM117 198V197H116ZM132 198V197H131ZM138 198V197H137ZM136 198V199H137ZM164 198V197H163ZM167 198V197H166ZM176 198V197H175ZM184 198V197H183ZM200 198V197H199ZM213 199H214V197H212ZM249 198V197H248ZM263 198V197H262ZM39 199V198H38ZM68 199V198H67ZM79 199V198H78ZM82 200H83V198H81ZM102 199V198H101ZM108 199V198H107ZM119 200H120V198H118ZM154 199H156V198H154ZM185 199V198H184ZM216 199V198H215ZM16 200H18V199H16ZM15 200V201H16ZM85 200V199H84ZM94 200V199H93ZM96 200H97V198H96ZM99 200V199H98ZM109 200V199H108ZM140 201H141V199H139ZM158 200V199H157ZM167 200V199H166ZM171 200V199H170ZM173 200V199H172ZM186 200V199H185ZM188 200V199H187ZM202 200V199H201ZM250 200V199H249ZM256 200V199H255ZM26 201V200H25ZM28 201V200H27ZM76 201V200H75ZM87 201H88V199H87ZM112 201V200H111ZM117 201V200H116ZM133 201V200H132ZM131 201V202H132ZM175 201H176V199H175ZM174 201V202H175ZM177 201H178V199H177ZM184 201V200H183ZM234 201V200H233ZM242 201V200H241ZM240 201V202H241ZM23 202V201H22ZM32 202H34V201H32ZM63 202H64V200H63ZM99 202V201H98ZM105 201H103V203H104ZM122 202V201H121ZM126 202V201H125ZM129 202V201H128ZM156 202V201H155ZM188 202V201H187ZM200 202V201H199ZM206 202V201H205ZM245 202V201H244ZM243 202V203H244ZM4 203V202H3ZM2 203V205H5V204H3ZM6 203V202H5ZM16 203H18V204H20L19 203V200H18V202H16ZM27 203V202H26ZM79 203V202H78ZM94 203V202H93ZM93 203H88V204H93ZM109 203V202H108ZM133 203V202H132ZM136 203V202H135ZM156 203H159V202H156ZM171 203H173V202H171ZM222 203V202H221ZM242 203V204H243ZM1 204V203H0ZM23 204V203H22ZM34 204V203H33ZM37 204V203H36ZM95 204V203H94ZM113 204V203H112ZM115 205L117 204V203H114ZM119 204V203H118ZM150 204V203H149ZM155 204V203H154ZM175 204V203H174ZM184 204V203H183ZM245 204V203H244ZM1 205V206H2ZM10 205V204H9ZM28 205H30V204H28ZM38 205V204H37ZM64 205V204H63ZM62 205V206H63ZM69 205V204H68ZM73 205H74V203H73ZM75 205H76V203H75ZM78 205V204H77ZM84 205V204H83ZM98 205H99V203H98ZM109 205L111 206V204L109 203ZM115 205H113V206H115ZM123 205V204H122ZM121 205V206H122ZM134 205V204H133ZM160 205V204H159ZM189 207H190V204H187ZM241 205V204H240ZM256 205H259V204H256ZM7 206H8V203H7ZM13 206V205H12ZM22 206V205H21ZM23 206H24V204H23ZM34 206V205H33ZM41 206V205H40ZM72 206V205H71ZM88 206V205H87ZM96 206V205H95ZM100 206H101V204H100ZM147 206V205H146ZM150 206H152V205H150ZM162 206V205H161ZM177 206V205H176ZM193 206V205H192ZM209 206V205H208ZM222 206V205H221ZM264 206V205H263ZM30 207V206H29ZM44 207V206H43ZM46 207V206H45ZM44 207V208H45ZM64 207V206H63ZM73 207V206H72ZM77 207V206H76ZM75 207V208H76ZM93 208H94V206H92ZM109 207V206H108ZM117 207H118V205H117ZM137 207V206H136ZM153 207V206H152ZM159 207V206H158ZM198 207V206H197ZM210 207H211V205H210ZM261 207V206H260ZM12 208V207H11ZM14 208V207H13ZM42 208V207H41ZM70 208V207H69ZM82 207H80V209H81ZM83 208H85L86 209V206L85 207H83ZM96 208H97V206H96ZM105 208V207H104ZM114 208V207H113ZM129 209L131 208V207H128ZM154 208V207H153ZM152 208V209H153ZM194 208H195V205H194ZM216 208V207H215ZM221 208V207H220ZM219 208V209H220ZM256 208V207H255ZM263 208V207H262ZM2 209V208H1ZM9 209V208H8ZM33 209V208H32ZM65 209H67V208H65ZM73 209H74V207H73ZM84 209V210H85ZM92 209V208H91ZM98 209V208H97ZM100 209V208H99ZM109 209V208H108ZM123 209V208H122ZM126 209V208H125ZM190 209V208H189ZM193 209V208H192ZM211 209V208H210ZM227 209V208H226ZM3 210V209H2ZM30 210H31V208H30ZM37 211H38V209H36ZM42 210H43V208H42ZM46 210V209H45ZM70 210V209H69ZM76 210V209H75ZM79 210V209H78ZM83 210V209H82ZM93 210V209H92ZM104 210V209H103ZM155 210V209H154ZM163 210V209H162ZM173 210V209H172ZM175 210V209H174ZM173 210V211H174ZM253 210V209H252ZM257 210H259V209H257ZM16 211H17V209H16ZM26 211V210H25ZM27 211H29V210H27ZM71 211V210H70ZM107 211V210H106ZM110 211V210H109ZM156 211V210H155ZM167 211H169V210H167ZM179 211V210H178ZM190 211V210H189ZM211 211V210H210ZM254 211V210H253ZM1 212V211H0ZM3 212V211H2ZM13 212V211H12ZM40 212V211H39ZM81 212V211H80ZM86 212H90V211H87V209H86ZM95 213V211H92V213ZM100 212V211H99ZM101 212H102V210H101ZM104 212V211H103ZM114 212V211H113ZM128 212V211H127ZM127 212H126V214H127ZM132 212V211H131ZM133 212H135L134 210H133ZM141 212V211H140ZM157 212V211H156ZM162 212V211H161ZM165 212V211H164ZM191 212V211H190ZM200 212H203V211H200ZM217 212H218V210H217ZM221 212V211H220ZM19 213V212H18ZM23 213V212H22ZM28 213H30V212H28ZM49 213H51V212H49ZM66 213V212H65ZM73 213V212H72ZM82 213V212H81ZM97 213H98V211H97ZM111 213V212H110ZM124 213H125V211H124ZM137 213V212H136ZM142 213H143V211L141 212V215H142ZM146 213V212H145ZM170 213V212H169ZM188 213V212H187ZM192 213V212H191ZM197 213V212H196ZM259 213V212H258ZM9 214H11V213H9ZM16 214V213H15ZM40 214V213H39ZM46 214H47V212H46ZM77 213L75 212V214L74 215H76ZM83 214V213H82ZM96 214V213H95ZM105 214H106V212H105ZM104 214V215H105ZM112 214V213H111ZM117 214H118V212H117ZM144 214V213H143ZM148 214H149V212H148ZM151 214V213H150ZM155 214V213H154ZM153 214V215H154ZM160 214V213H159ZM182 214V213H181ZM180 214V215H181ZM233 214V213H232ZM260 214V213H259ZM42 214H40V216H41ZM73 215V214H72ZM87 215V214H86ZM89 215V214H88ZM101 215V214H100ZM107 215V214H106ZM136 215V214H135ZM138 215V214H137ZM171 215V214H170ZM175 215V214H174ZM179 214H177V216L175 217V218H179L180 217V219H181V216H180ZM193 215V214H192ZM205 215H206V213H205ZM4 216V215H3ZM2 216V217H3ZM71 216V215H70ZM77 216V215H76ZM78 216H80V215H78ZM83 216V215H82ZM99 216V215H98ZM115 216V215H114ZM118 216V215H117ZM123 216V215H122ZM162 216V215H161ZM167 216H169V215H167ZM7 217V216H6ZM107 217V216H106ZM116 217V216H115ZM128 217V216H127ZM137 217V216H136ZM146 217V216H145ZM163 217V216H162ZM172 217V216H171ZM193 217V216H192ZM197 217H198V215H197ZM196 217V218H197ZM9 218V217H8ZM17 218V217H16ZM44 218V217H43ZM69 218H71V217H69ZM72 218H74V217H72ZM76 218V217H75ZM103 218V217H102ZM123 218V217H122ZM130 218V217H129ZM144 218V217H143ZM159 218H160V215H159ZM173 218V217H172ZM214 218V217H213ZM216 218V217H215ZM78 220H79V218H77ZM77 219H75V220H77ZM90 219V218H89ZM115 219V218H114ZM118 219V218H117ZM116 219V220H117ZM131 219V218H130ZM148 219V218H147ZM162 219V218H161ZM202 219V218H201ZM210 219V218H209ZM240 219H241V216H240ZM244 220H245V218H243ZM250 219V218H249ZM2 220V219H1ZM77 220V222H79ZM86 219L84 218V222H86L85 221ZM99 220H100V218H99ZM112 220H113V218H112ZM120 220V219H119ZM118 220V221H119ZM135 220V219H134ZM158 220V219H157ZM164 220V219H163ZM170 220V219H169ZM182 220V219H181ZM188 220V219H187ZM194 220V219H193ZM199 220V219H198ZM197 220V221H198ZM226 220V219H225ZM234 220V219H233ZM248 220V219H247ZM251 220V219H250ZM259 220V219H258ZM70 221V220H69ZM101 221H103V220H101ZM108 221V220H107ZM130 221V220H129ZM167 221V220H166ZM171 221V220H170ZM183 221V220H182ZM10 222H12V221H10ZM73 222V221H72ZM76 222V221H75ZM76 222V223H77ZM89 222H91V221H89ZM138 221H136V223H137ZM178 222V221H177ZM183 222H185V221H183ZM235 222V221H234ZM1 223V222H0ZM13 223V222H12ZM15 223V222H14ZM66 223V222H65ZM75 223V224H76ZM96 223V222H95ZM114 223V222H113ZM118 223V222H117ZM122 223H123V221H122ZM124 223H125V221H124ZM128 223V222H127ZM168 223V222H167ZM175 223V222H174ZM192 223V222H191ZM205 223V222H204ZM208 223V222H207ZM10 224V223H9ZM16 224V223H15ZM18 224V223H17ZM16 224V225H17ZM71 224V223H70ZM85 224V223H84ZM84 224H82V225H84ZM94 224V223H93ZM105 224V223H104ZM104 224H102V225H104ZM107 224V223H106ZM152 224V223H151ZM156 224H158L157 222H156ZM180 224V223H179ZM193 224V223H192ZM206 224V223H205ZM212 224V223H211ZM13 225V224H12ZM12 225H10V227L12 226ZM15 225V226H16ZM88 225V224H87ZM96 225V224H95ZM101 225V226H102ZM133 225H134V223H133ZM146 225V224H145ZM201 225V224H200ZM203 225V224H202ZM210 225V224H209ZM9 226V225H8ZM84 226H86V224L84 225ZM93 226V225H92ZM98 226V225H97ZM109 226V225H108ZM152 226H154V224L152 225ZM206 226V225H205ZM218 226V225H217ZM242 226V225H241ZM55 227V226H54ZM69 227H70V225H69ZM72 227H73V225H72ZM75 227V226H74ZM73 227V228H74ZM76 227H77V225H76ZM75 227V228H76ZM122 227V226H121ZM136 227V226H135ZM138 227V226H137ZM165 227V226H164ZM163 227V228H164ZM168 227V226H167ZM172 227H175L176 228V226H173L172 225ZM182 227V226H181ZM193 227V226H192ZM204 227V226H203ZM210 227H211V225H210ZM231 227V226H230ZM4 228V227H3ZM14 228V227H13ZM64 228V227H63ZM87 228V227H86ZM171 228V227H170ZM190 228V227H189ZM213 228V227H212ZM220 228V227H219ZM1 229V228H0ZM66 229V228H65ZM80 229H81V227H80ZM91 229V228H90ZM93 229V228H92ZM111 229V228H110ZM184 229H185V227H184ZM187 229V228H186ZM196 229V228H195ZM194 229V230H195ZM214 229V228H213ZM5 230V229H4ZM10 230V229H9ZM42 230V229H41ZM59 230V229H58ZM63 230V229H62ZM94 230V229H93ZM98 230V229H97ZM109 230V229H108ZM123 230V229H122ZM143 230H145V229H143ZM147 230V229H146ZM161 230H162V228H161ZM172 230H173V228H172ZM179 230V229H178ZM181 230V229H180ZM192 230V229H191ZM207 230V229H206ZM217 230V229H216ZM215 230V231H216ZM223 230V229H222ZM243 230V229H242ZM7 231H8V229H7ZM19 231V230H18ZM76 231V230H75ZM84 231H85V228H84ZM87 231V230H86ZM89 231V230H88ZM96 231V230H95ZM104 231V230H103ZM112 231V230H111ZM119 231V230H118ZM150 231H152V230H150ZM183 231V230H182ZM182 231H180V232H182ZM196 231V230H195ZM16 232V231H15ZM60 232H62V231H60ZM69 232V231H68ZM115 232V231H114ZM146 232V231H145ZM185 232V231H184ZM211 232V231H210ZM214 232V231H213ZM217 232V231H216ZM215 232V233H216ZM250 232H251V230H250ZM14 233V232H13ZM17 233V232H16ZM64 233H66L65 231H64ZM74 233V232H73ZM81 233V232H80ZM79 233V234H80ZM94 233V232H93ZM95 233H98V232H95ZM94 233V234H95ZM103 233V232H102ZM101 232H100V235L102 234ZM111 233V232H110ZM122 233V232H121ZM165 233V232H164ZM199 233H201L202 234V232L200 231ZM246 233V232H245ZM60 234V233H59ZM70 234H71V232H70ZM128 234V233H127ZM127 234H126V237H127ZM175 234H177V233H175ZM192 234V233H191ZM228 234V233H227ZM253 234V233H252ZM260 234V233H259ZM258 234V235H259ZM11 235V234H10ZM64 235V234H63ZM72 235V234H71ZM88 234H86V236H87ZM95 235H97V234H95ZM111 235V234H110ZM119 235V234H118ZM124 235V234H123ZM129 235V234H128ZM152 235H153V233H152ZM165 235V234H164ZM167 235V234H166ZM171 235V234H170ZM186 235V234H185ZM198 235V234H197ZM200 235V234H199ZM198 235V236H199ZM247 235V234H246ZM11 236H15L14 234H12ZM18 236H21V235H19L18 234ZM61 236V235H60ZM69 236V235H68ZM84 236V235H83ZM81 237V238H84V237H86V236H84V237ZM90 236V235H89ZM149 236V235H148ZM176 236V235H175ZM181 236V235H180ZM184 236V235H183ZM188 236V235H187ZM191 236H193V234L191 235ZM190 236V237H191ZM207 236V235H206ZM209 236V235H208ZM215 236V235H214ZM248 236V235H247ZM251 236V235H250ZM0 237H1V235H0ZM63 237V236H62ZM74 237V236H73ZM78 237V236H77ZM76 237V238H77ZM91 237V236H90ZM90 237H86L87 238V240H88V238H90ZM104 237V236H103ZM122 237V236H121ZM174 237V236H173ZM189 237V238H190ZM196 237V236H195ZM204 237V236H203ZM227 237V236H226ZM14 238V237H13ZM49 238V237H48ZM47 238V239H48ZM65 238H66V236H65ZM79 238V237H78ZM77 238V239H78ZM94 238V237H93ZM132 238V237H131ZM145 238V237H144ZM166 238V237H165ZM181 238V237H180ZM200 238V237H199ZM235 238V237H234ZM11 239V238H10ZM22 239V238H21ZM62 239V238H61ZM91 239V238H90ZM106 239V238H105ZM111 238H109V240H110ZM128 239H130V238H128ZM152 239V238H151ZM151 239H150V241H151ZM185 239H186V237H185ZM209 239V238H208ZM223 239V238H222ZM238 239V238H237ZM242 239V238H241ZM240 239V240H241ZM260 239H262V237H260ZM264 239V238H263ZM36 240H38V239H36ZM57 240H59V239H57ZM70 240H71V238H70ZM84 240V239H83ZM83 240H82V242H83ZM97 240H99V239H97ZM120 240H122V239H120ZM124 240V239H123ZM122 240V241H123ZM132 240V239H131ZM146 240H147V238H146ZM170 240V239H169ZM197 240V239H196ZM216 240V239H215ZM214 240V241H215ZM233 240V239H232ZM255 240V239H254ZM257 240V239H256ZM259 240V239H258ZM23 241V240H22ZM27 241V240H26ZM49 241V240H48ZM72 241V240H71ZM86 241V240H85ZM125 241V240H124ZM127 241V240H126ZM133 241V240H132ZM159 241V240H158ZM165 241V240H164ZM209 241V240H208ZM218 241V240H217ZM228 241V240H227ZM15 242V241H14ZM24 242V241H23ZM29 242H31V241H29ZM61 242H63V240L61 241ZM72 242H74V241H72ZM80 242H81V240H80ZM93 242H95V241H93ZM103 242H104V240H103ZM114 242V241H113ZM138 242H140V241H138ZM152 242V241H151ZM160 242V241H159ZM168 242V241H167ZM166 242V243H167ZM177 242H178V240H177ZM206 242H207V240H206ZM213 242V241H212ZM226 242V241H225ZM224 242V243H225ZM236 242V241H235ZM1 243H2V241H1ZM11 243V242H10ZM22 243V242H21ZM32 243V242H31ZM41 243V242H40ZM107 243V242H106ZM122 243V242H121ZM125 243V242H124ZM145 243V242H144ZM143 243V244H144ZM215 243V242H214ZM222 243V242H221ZM220 243V244H221ZM226 243H228L229 244V242H226ZM255 243V242H254ZM5 244V243H4ZM27 244V243H26ZM34 244V243H33ZM68 244V243H67ZM76 244H77V242H76ZM86 244H87V242H86ZM89 244V243H88ZM102 244V243H101ZM104 244H105V242H104ZM113 244V243H112ZM130 244V243H129ZM147 244V243H146ZM153 244V243H152ZM155 245H156V243H154ZM167 244H169V243H167ZM209 244V243H208ZM212 244V243H211ZM232 244V243H231ZM238 244V243H237ZM246 244V243H245ZM15 245V244H14ZM19 245V244H18ZM43 245V244H42ZM65 245V244H64ZM81 245V244H80ZM96 245H97V243H96ZM100 245V244H99ZM111 245V244H110ZM122 245V244H121ZM131 245V244H130ZM141 245V244H140ZM163 245H164V243H163ZM182 245H184V243L182 244ZM188 245V244H187ZM223 245V244H222ZM225 245V244H224ZM6 246V245H5ZM17 246V245H16ZM29 246V245H28ZM53 246V245H52ZM60 246V245H59ZM67 246V245H66ZM74 246V245H73ZM90 246V245H89ZM126 246V245H125ZM142 246V245H141ZM157 246V245H156ZM165 246H166V244H165ZM185 246H186V244H185ZM189 246V245H188ZM192 246V245H191ZM198 246V245H197ZM196 246V247H197ZM205 246H206V244H205ZM210 246V245H209ZM209 246H208V250H209ZM229 246V245H228ZM251 246V245H250ZM256 246H258V245H256ZM27 247V246H26ZM31 247V246H30ZM80 247V246H79ZM96 247V246H95ZM117 247V246H116ZM115 247V248H116ZM122 247V246H121ZM131 247V246H130ZM139 247V246H138ZM157 247H159V246H157ZM167 247V246H166ZM171 247V246H170ZM177 247V246H176ZM178 247H180V246H178ZM207 247V246H206ZM221 247V246H220ZM219 247V248H220ZM234 247H236V245L234 246ZM245 247V246H244ZM3 248V247H2ZM12 248V247H11ZM64 248H65V246H64ZM67 248V247H66ZM74 248V247H73ZM110 248H112V245H111V247ZM120 248V247H119ZM132 248H134L133 246H132ZM144 248H145V246H144ZM175 248V247H174ZM187 248V247H186ZM205 248V247H204ZM254 248V247H253ZM23 249V248H22ZM26 249V248H25ZM29 249V248H28ZM38 249H40V248H38ZM44 249H45V247H44ZM68 249V248H67ZM94 249V248H93ZM107 249V248H106ZM114 249V248H113ZM127 249H130V248H127ZM141 249H143V248H141ZM141 249H140V251H141ZM150 249V248H149ZM189 249V248H188ZM200 249H201V247H200ZM211 249V248H210ZM216 249V248H215ZM221 249V248H220ZM227 249V248H226ZM238 249V248H237ZM242 249V248H241ZM258 249H259V247H258ZM7 250V249H6ZM13 250V249H12ZM21 250V249H20ZM56 250V249H55ZM69 250V249H68ZM73 250V249H72ZM84 249H82V250H80V251H83ZM119 250V249H118ZM124 250V249H123ZM122 250V251H123ZM132 250V249H131ZM134 250H136L135 248H134ZM181 250H182V247H181ZM214 250V249H213ZM4 251V250H3ZM16 251H18V250H16ZM32 251V250H31ZM42 251H43V249H42ZM46 251V250H45ZM51 251V250H50ZM65 251H66V249H65ZM78 251V250H77ZM86 251H87V249H86ZM125 251V250H124ZM155 251V250H154ZM160 251H162V250H160ZM175 251V250H174ZM184 251H185V249H184ZM186 251H187V249H186ZM196 251V250H195ZM202 251V250H201ZM211 251V250H210ZM210 251H208V252H210ZM224 251V250H223ZM251 251V250H250ZM8 252V251H7ZM14 252V251H13ZM35 252V251H34ZM71 252V251H70ZM112 252V251H111ZM126 252H128V251H126ZM138 252V251H137ZM152 252V251H151ZM156 252H157V250H156ZM175 252H177L178 253V251H175ZM181 252V251H180ZM218 252V251H217ZM9 253H11V252H9ZM33 253V252H32ZM38 253V252H37ZM54 253V252H53ZM60 253V252H59ZM75 253H77V252H75ZM83 253V252H82ZM92 254H93V252H91ZM108 253V252H107ZM123 253V252H122ZM128 253H130V252H128ZM142 253V252H141ZM140 253V254H141ZM150 253V252H149ZM163 253V252H162ZM185 253V252H184ZM226 253H227V251H226ZM8 254V253H7ZM6 254V256H11V255H7ZM16 254H18V253H16ZM45 254V253H44ZM61 254V253H60ZM63 254H64V252H63ZM84 254V253H83ZM106 254V253H105ZM114 254V253H113ZM126 254V253H125ZM147 254V253H146ZM146 254H145V256H146ZM155 254V253H154ZM165 255H166V253H164ZM172 254H173V252H172ZM171 254V255H172ZM217 254V253H216ZM228 254V253H227ZM3 255V254H2ZM48 255H49V253H48ZM52 254L50 253V256H51ZM62 255V254H61ZM68 255V254H67ZM96 255V254H95ZM101 255V254H100ZM112 255V254H111ZM111 255H108V256H110L111 257ZM116 255V254H115ZM123 255V254H122ZM121 255V256H122ZM137 255V254H136ZM148 255V254H147ZM161 255H163V254H161ZM182 255V254H181ZM181 255H180V257H181ZM195 256H196V254H194ZM204 255H205V253H204ZM208 255H210V254H208ZM215 255V254H214ZM213 255V256H214ZM5 256V257H6ZM22 256H23V254H22ZM21 256V257H22ZM34 256H35V254H34ZM43 256V255H42ZM47 256V255H46ZM55 256V255H54ZM56 256H58V255H56ZM55 256V257H56ZM65 256H66V254H65ZM98 256V255H97ZM119 256V255H118ZM125 256V255H124ZM139 256V255H138ZM142 256V255H141ZM159 256H160V253H159ZM164 256V255H163ZM185 255L183 254V257H184ZM198 256V255H197ZM199 256H201V255H199ZM220 256V255H219ZM218 256V257H219ZM21 257H19V258H21ZM27 257H29V254H28V256ZM52 258H53V256H51ZM83 257V256H82ZM87 257V256H86ZM116 257V256H115ZM123 257V256H122ZM133 257V256H132ZM175 257H178L177 255H175ZM186 257V256H185ZM222 257V256H221ZM11 258V257H10ZM18 258V257H17ZM36 258H38V257H36ZM44 258V257H43ZM49 258V257H48ZM58 258V257H57ZM73 258V257H72ZM77 258V257H76ZM97 258V257H96ZM100 258H103V257H100ZM107 258H109V257H107ZM106 258V259H107ZM117 258V257H116ZM162 258V257H161ZM170 258V257H169ZM188 258V257H187ZM197 258V257H196ZM202 258V257H201ZM205 258H206V256H205ZM261 258V257H260ZM2 258H0V260H1ZM15 259V258H14ZM32 259V258H31ZM39 259V258H38ZM38 259H36V260H38ZM41 259V258H40ZM62 259H63V257H62ZM61 259V260H62ZM90 259V258H89ZM92 259H93V257H92ZM114 259V258H113ZM127 259V258H126ZM144 259V258H143ZM152 259V258H151ZM159 259V258H158ZM163 259H165V258H163ZM181 259V258H180ZM182 259H184V258H182ZM193 259H194V257H193ZM199 259V258H198ZM197 259V260H198ZM208 259V258H207ZM30 260V259H29ZM49 260V259H48ZM53 260V259H52ZM55 260V259H54ZM69 260H70V258H69ZM68 260V261H69ZM125 260V259H124ZM146 260H147V258H146ZM178 260H179V258H178ZM186 260V259H185ZM217 260V259H216ZM223 260V259H222ZM1 261H4V260H1ZM11 261H13V260H11ZM19 261V260H18ZM26 261H28V260H26ZM35 261V260H34ZM88 261V260H87ZM94 261V260H93ZM96 261V260H95ZM95 261H94V263H95ZM107 261H108V259H107ZM119 261V260H118ZM131 261H132V259H131ZM130 261V262H131ZM149 261V260H148ZM165 261V260H164ZM206 261V260H205ZM209 261V260H208ZM219 261V260H218ZM264 261V260H263ZM30 262V261H29ZM41 262H43V261H41ZM109 262V261H108ZM153 262V261H152ZM154 262H156V260H154ZM158 262V261H157ZM170 262V261H169ZM174 262H176L175 260H174ZM188 262H191V261H189L188 260ZM197 262V261H196ZM199 262V261H198ZM207 262V261H206ZM206 262H205V264H206ZM220 262V261H219ZM5 263V262H4ZM11 263V262H10ZM13 263V262H12ZM19 263V262H18ZM27 263V262H26ZM36 263H37V261H36ZM45 263V262H44ZM47 263V262H46ZM48 263H50V262H48ZM53 263V262H52ZM55 263H57V261L55 262ZM54 263V264H55ZM71 263V262H70ZM70 263H68V264H70ZM77 263V262H76ZM83 263H84V261H83ZM105 263V262H104ZM107 263V262H106ZM129 263V262H128ZM142 263V262H141ZM180 263V262H179ZM192 263V262H191ZM202 263V262H201ZM211 263V262H210ZM221 263V262H220ZM1 264V263H0ZM15 264V263H14ZM31 264V263H30ZM72 264V263H71ZM80 264H82V263H80ZM86 264V263H85ZM89 264V263H88ZM96 264V263H95ZM103 264V263H102ZM127 264V263H126ZM136 264V263H135ZM164 264V263H163ZM197 264V263H196ZM203 264H204V262H203ZM213 264V263H212Z\"/></svg>",
  "mask_w": 264,
  "mask_h": 264
}]
</instances>
